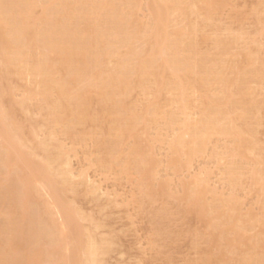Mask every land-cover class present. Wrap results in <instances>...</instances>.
<instances>
[{"label": "rangeland", "instance_id": "1", "mask_svg": "<svg viewBox=\"0 0 264 264\" xmlns=\"http://www.w3.org/2000/svg\"><path fill=\"white\" fill-rule=\"evenodd\" d=\"M32 1H34V0H30L31 4L33 6L32 11H31L32 16H30L32 18H30V20L29 19L27 20V25L29 24V26H27V29H26V30H28L30 28L31 34L28 33L29 34L28 35L27 31L25 32V34H27L28 38L24 35L22 37L24 39L23 43H21L23 39L20 38L21 39L20 40L21 45L22 44L24 45V46H22V48H24L27 45V47H25L26 50L24 49L25 51L23 49H22L23 51H21V48H20V51L23 53L25 52V56H22L24 58L26 57L27 53L29 54L30 52H33V54H32V55H34L33 58H32L31 53H30L29 55L31 56L32 59L30 60V56H28V58H25V60L27 59L26 64H25V60L23 61L24 58H22L21 60L19 59V61L17 59L18 64L15 63V65L20 66V68L18 66V68L16 69L17 74L15 73V71H13V72L11 71V70H15V68H16V67L15 68L12 67L11 64L7 65V68L11 66L10 67L11 70L10 69L7 70L8 73L6 71H3L4 72L3 73L1 68L4 67V70L6 68L4 65L2 67L1 66L2 63H0V84H1L0 87L3 86V88L0 89V92L3 95V98H2L3 100L2 99L0 100V102L2 101L1 102V108L3 107L2 110L4 112L9 111L11 109L10 110L11 112H5L8 114V115L6 114V116H7L6 123L7 124L10 123L9 125L12 126V128H13V125L15 126L13 129L11 127H9V129H11L12 132H13V130L16 129V127H19L16 130L17 131L19 130L18 135L20 138L18 137L16 132H15L16 133L15 137L16 138L18 137V139H19V140L17 139L18 144L19 143H20L19 145L22 144V146H20L22 148H20L18 146V144L16 145L18 148H15L16 146L13 147L14 151L12 150L13 151L12 155H11L12 158L10 160L11 162H9V165L11 163L10 166L12 168L11 167H9V168L3 167V169H1L2 167L0 166V194L2 196L6 195L3 198L0 197V199L2 198L0 200V226H1L0 227V236L3 235V233H1V232H4V231L6 232L9 229H11V228H9L8 224H10L12 222L14 223V220H15V222L17 220V223L20 220V222L18 223V224L21 223L20 228L23 227V222H25L24 223V225H25L26 222H28V220L30 222L32 221V223L36 221V223H33V225L35 226V224L38 223L37 221L39 219L37 218L38 220H36L35 217H33V219H31L32 217H30L29 214L32 215L33 213H35L32 211V210H34L33 209L34 207L36 209L34 211H37L38 209H41L42 206H45V207L47 206L46 208H49L50 210H48V209L45 210V207H44V210L46 212L51 211L52 215L49 213L51 215V218H49V217L47 218L46 212H42L43 210L42 211L40 210L43 213L41 220L43 221V217L45 216L44 215V213H45L46 218L44 217V220H46V221H44V223L46 222L45 224L46 225L48 224V226L50 225L51 228H53L54 225H56L57 230H56V228H55V230H53L54 228L51 230L54 233L58 232L59 234L58 233L57 234L60 236V239H59V236L58 235L56 236V233H55V236H56L55 238L59 239V240H56L57 244L55 246L49 247L47 245L46 247L41 246L42 248H37L36 250H38V251L41 250L40 252H43V253H45L47 250L49 251L50 249H52L50 251H53L54 249L56 251H54L55 254L50 255V256H45L42 254L41 255L42 257H40L37 260L38 262L35 264H40V263L41 264H53V263L54 264H57V263L58 264H64V261L67 264L71 263V261H68V259L71 258V260H72V257L77 254V249H75L76 252L73 249V248L77 247L76 242H78L79 239L82 240V238H84L87 235L86 232H88V231L90 232L89 234L93 237V239L95 237V241L97 239V241H96L97 243L99 240V243H100L99 245H101V243H102V245L107 246V249H108L107 252L105 254H102L101 257H100V255L98 256L101 259L102 264L103 263L104 264H240L239 262H241L242 260H245V259H247V261H249L248 263H250V264H257V262H256L257 260L264 261L263 260L264 259V244L262 246V243H264V222H261L262 220L264 221V184H263L264 183V181H263L264 180V167H263L264 166V0H214V1L213 0H206L207 2L203 1L204 3H200L202 0H193V1H195V5L193 2H192L193 4L191 3L192 0H190V1L189 0H181V2L179 0L177 2L182 3V5L180 4V7H178V10H180L183 6L186 7V5L189 4V6L187 5L188 6L187 10H189V8L191 10L193 7H195V9L194 8L193 9L196 13L194 11L193 12L191 11L190 13H188L189 11H187L186 9H185L186 11L184 10V11L180 12V11L176 10L177 6H176V9H172V7H170L171 6L170 5L169 7L171 8L172 12H170L171 10L168 11V12H170V14H167V16H169V17H167L165 15L167 27L165 26V28H163V26H160L161 30L158 26L160 24H158L157 26H154V23L156 25V22L152 23L153 21H156V20H153V19H156V13L152 11L154 13V15H153L151 12V9L149 7L150 6L149 2L151 3V0L150 1L149 0H147V1L146 0L145 1L144 0H134L135 4L138 2L137 5H134V3L129 2L130 0H122V1L121 0H110L109 3L110 4L113 3V5L115 6V7L112 6V7H114V9L113 8L112 9L114 10L115 16L112 15L113 13L112 14L110 13L109 8H108L109 9L108 10V9H105L103 7L105 10L104 11L103 8L99 6L100 3L98 1H97V4L95 3L96 0H93V1L91 0V2H90V0H87V2L82 0V3L80 0H79L80 3L78 1H76L74 3V0H67V1L63 0L65 2V6L62 5V3H58L59 1H57V0H48V1H50L49 3L56 5V6H52V8H50V9H52L49 11L50 14L46 13V12H48V10L45 11V9L42 5L43 3H45L44 5L47 4L46 0H43V2H42V0H36V3L38 1H40L41 5L39 4L40 2H38V4H34V2L32 3ZM55 1L57 2V4H55L56 3ZM63 1L61 0L60 2H63ZM105 1L106 0H103L102 4ZM210 1H212V2H210ZM64 2H63V4H64ZM177 2H176V4H177ZM66 3H68V4H66ZM86 4L88 7H86ZM93 4L95 5L96 8L94 7ZM184 4H186V5H184ZM207 4H209V5H207ZM36 5H38V7ZM78 5H79V7H77ZM147 5H149V6H147ZM81 6L83 9L80 8ZM93 7H94V9H93ZM135 7H137V8H135ZM91 8H92V11L90 10ZM86 9L89 11V13L87 12ZM95 9H96V11H95ZM51 11H54L55 14H54V12H51ZM60 11H61V13H60ZM69 11H70V13H68ZM80 11H82V12H80ZM128 11L129 12L131 11L133 13H129ZM63 12L66 14H64ZM79 12L82 15L81 14L79 15ZM103 12L106 13L108 15V17H106V15L103 14ZM115 12H116V14H115ZM127 12H128V14H131V17L133 19L131 17H129ZM46 14H48V16H47L48 22L52 23L51 24L52 28H50L51 27L50 23L48 24V22H46L47 18H44L46 16ZM77 14H78L79 18L81 17L80 19L78 17H76ZM84 14H85V16H84ZM54 15H56V17L58 19ZM90 15H91V17H90V21H89L86 18L88 17V19H89ZM103 15H105V16H103ZM82 16H84V18ZM92 16H94L95 18ZM121 16H122V18L124 16L125 17L127 16L130 19H132V20L129 19V21H126V24H127L126 27L128 26L127 29L130 30L129 32L131 33V36H132V39H128V42L130 41V44L128 47H127V44H125V42L120 43V41H119V43H117L118 39L122 38L120 35V33H121L120 30H122V33L127 32V31H124V28L122 29L123 24H122V21H120ZM203 17L204 18L208 17V18L204 20ZM51 18H53V19H51ZM7 19H8V25H9V23H11L12 20H9L10 18H7ZM54 19H55V21H57V23L54 22ZM96 19H97L98 23L96 22ZM167 19H170V20H167ZM38 20H39V22H42L43 20H45L46 24L45 23L43 24V28L46 25L44 29H47V31H45V33H43L44 29L41 28L42 26L40 27L41 24L38 22ZM71 20H73V21H71ZM86 20H87V22H86ZM100 20H102V21L100 22ZM123 20L125 21L126 19H123ZM64 21H66L67 23H65ZM133 21H134V23H133ZM167 21H169V23ZM61 22L64 25L67 24L66 28L60 27L63 30L67 29V31H68L70 29L69 31H75V30L79 29L80 30V31L78 30L79 34H83L85 32L88 34L89 32L90 33L92 32L91 30H93L92 33H94L97 30L96 34H98V36L103 35V37H104L107 35L106 38H104L105 41L107 40L106 42H104V45H103V42L101 40L99 41L97 38V40L100 44L102 42L101 46L99 45V47H98L99 49H96V52H94L95 49H90L89 53L92 56H94L95 53H98V54L100 53V56L101 55L103 56V58L102 57L101 58L103 59V61L105 60V62L103 64V65H105L104 70L108 73H110V71H111V73L116 72L118 74V73L122 72L121 70H125V69L121 68L120 65H122L121 63L124 62L123 61L124 59H126L125 60V62H126L128 57L132 56L131 54H129V52L130 53L134 52L133 54L136 56L138 55V56L135 58L133 55L131 57L133 60L132 62H131L130 58L128 59V61H127L128 62L127 67L128 68L125 67L126 70L127 69L129 70V66H131V65L134 66V61L137 62L138 58L139 59L141 58L140 60L138 59L139 60L138 62H141V60L143 61L146 58V56L143 57V55H146V54H144V50L146 48H147L146 50H148L150 52L149 54H151V51H152V54H154L153 51L156 50L154 59L158 60L160 58L158 61L162 62V58L165 57L162 53L164 51H166L165 50V48H166L167 51L165 52V54H167L166 55L167 59L176 61L178 58H181V59L184 58V59H182V61L185 62V60H186V62H188L190 60L192 61V58H193V61H195L196 66L197 65L199 66L200 64H202V65H200V66H203V67H200V68H202V69H200V73L202 70H204L202 72L204 75L203 74L202 75L204 76L205 80L201 79L202 80L201 83L203 82V80L206 82L204 84H201L199 82L200 80L198 81V78H201V77H200V75H198L196 73L199 71H196V70H199V68L197 67V69H196L195 64H193L192 62H191L192 65L190 64V66H189L188 65L190 63L189 62L187 65L190 68H191V66L194 65L195 68H194V66L192 68H194L196 72L195 73L193 72L192 73L193 75L191 74L190 76H188V78L191 77V79H192V77H194L193 79H195L196 84L199 83L201 85L197 84L196 85V87L198 88L197 91L195 90L196 88L195 89L193 88V92H192L191 87L194 85V83H193V81L191 82V87H189L190 84L188 83L187 86L189 87V90L191 92L187 91L188 89H185V91H187L186 95L188 97L184 93H183L184 94L183 97H184V99H186L185 97H187V99L189 98V101L187 99H186L187 101L184 99L183 100L185 102H189L190 105H188L189 103L186 104L187 108L184 109L185 104H180L179 102H181V103L182 102L185 103V102L181 101V99H179V101L177 100L179 98L178 96H179L180 92L178 91V89H177L178 93L176 92V86L174 87L175 91L172 89V87L169 89L168 86L169 87L171 86V81H169L170 83L168 84L167 80H170L172 78H179V79H181L180 81H182V80H184V77L186 78V76L182 74L185 71L183 69L179 70V72H180V73H178L179 76H177V74H176V76L175 75L171 76L170 73L164 75V74H161L163 71L165 72V70L162 71V69H163L162 63H161V66H158L157 65L158 63L156 62L157 64H155V65L158 66V67L156 66L158 68L157 73L154 74V72H153V71H155V68H156L155 67L154 70H151L150 73L152 74V72H153V74L151 75V77H149L150 80L147 78V80H146L147 82L144 81V82L140 83L139 82L140 78H138L139 76H137L135 78V77H133V75H136V74H133L131 72L132 75H130L131 77L129 78V75L127 74L129 72H125L126 73L125 75L129 78L128 82L130 83V82H132L130 80L135 79L133 82L135 84L130 83L129 85H131V84H133V85L127 86L130 94L127 91V87L125 89L124 88L120 89V91L122 90L123 93L120 92L119 88H118V91H119V92H117L118 94L116 95V93H115L114 95L116 97L115 96H113L115 98L112 97L113 100L116 99V101L121 102V103H117L120 106L116 105V103H115L117 108L115 107V105H114L115 108H113V109L110 107L109 103L111 104V102L113 101L112 99L110 102H108V104L105 103L106 104V106H105V104L102 103L99 98H96V97H98V95H96L97 90L95 91L94 88H91L89 86L90 89H93L94 93L96 92L95 94H93V92H91V94L95 95L94 97H93V95L91 96L90 89L88 92L90 94V95L88 94V96H91V98L89 99L90 102L89 101L88 102L90 104H92V106H90V104L88 103V109H90V110H88L87 112H89V111L93 112L95 117L91 116V115H93L92 112L89 113L90 114L89 117L91 116L90 118H92L93 120L88 119L87 122L85 120V121L81 122L82 124H79V122H77V126H76L74 124L76 122L73 121L74 122L73 123L69 119L71 121L70 122L67 119V117L71 118V116L67 115V117L66 116H63V117H66L68 122L61 117V119H57V121L54 124L53 119L56 120V118L53 117L52 113L54 114L55 112H52L53 109L49 110V108L54 106V104H53L54 102L52 101L53 98L57 102V100L55 98V96L57 94H56V92H54V94H52L53 93L52 90L54 91L55 89H57V88H53L54 85L58 86V85H56L57 82L60 81L59 83H61L63 80H65L62 77L66 78V76L69 74L70 71L68 70L69 68H67L68 66L66 67V64L60 65L59 66L60 68L65 65V67H63L65 69L59 71V70H57L59 68L58 67L59 62H58V65H57L58 68L56 66L55 67L57 68L56 71H59V72L52 71V72H55L54 73L55 75H53V73H52L53 76L51 77V80L56 82V83L52 84L53 82L52 81L50 82V86H53L52 87L53 89L49 90V91H51L50 94L49 93L46 94V97L48 95V97L50 98V101H52V102H50L49 99H47L48 97L46 98L47 101L45 99H43L44 96H42V94L44 91L43 92L41 91V89L43 90V87L41 85H40L41 88L39 91V87L37 84V83H39V81L37 82L33 78V81L35 80L37 82L36 83L37 85H36L32 80H30L28 78V77L31 78L30 70H28V72H30L29 76H28V73H26L27 71L24 72L27 74V76H26V74L24 75V73H22V72L25 70L24 68H26L25 65H27L28 68L29 67L31 68L35 65L34 62H37L36 60L34 61L35 54H37V56H38L39 55L38 52H40V51L42 52L44 50H45V52L47 51L45 48L43 49L44 46L42 44L43 43L42 40L43 41L46 40L43 38H44V36H46V33L47 34L49 33L48 28L52 29L51 32L52 31L55 33L59 32V34H60L61 29L58 28V26L61 24ZM85 22H86V24H85ZM91 22H93V24ZM136 23L140 26V28ZM149 23H150V25H149ZM128 24H130V27ZM35 25L37 27H35ZM48 25H49V27H48ZM89 25H91V26H89ZM117 25H118V27H117ZM9 26H13V25L10 24ZM9 26L6 27V29L9 28ZM84 26H86V27L84 28ZM148 26H150V27L153 26V27L150 28ZM38 27H40L42 29V33L44 34L43 38H41L42 39L41 41H39L40 40L39 35L41 33L37 31V29H39ZM155 27L156 28L158 27V29H155ZM97 28H99V29H97ZM35 29H36V32H35ZM71 29H74V30H71ZM94 29H96V30H94ZM137 29H139V30H137ZM148 29H149V31H148ZM179 29L180 30L182 29V31L184 33L183 35L181 34L182 36H180V39L182 37V39L180 40L181 43L179 42L178 39H175L176 37L178 38L179 33H182V31H180ZM152 30L154 32L155 31L158 33L160 32V34H159L160 36H158L159 38H163V35L166 34L167 38H168V40H167L168 43L166 41L167 45L171 44L174 47L176 46L175 48H178L177 49L178 52L175 49L173 50L174 47L171 48V45L170 46L166 45L164 50H162V53L160 55H157V53H158L157 48L155 47L154 50H152L153 49L152 47L155 46V42L152 40L158 41V43L160 44L161 40H163V39H160V40L158 38L153 39L154 35H153V32H151ZM100 31L103 32V34L100 33ZM175 31H176V33H173ZM37 32L40 34L38 35ZM107 32H108V34H107ZM109 32H111V33H109ZM187 32H189V33L187 34ZM132 33H134V34H132ZM175 34H177L178 36H176ZM34 36H35V38H34ZM37 36L39 37V39ZM110 36H111V38L113 37L112 40H111V38H109ZM122 36H123V34H122ZM138 36H140V37H138ZM142 36H144L145 39L142 40V38H143ZM149 36H150V38H149ZM169 36H171V37H169ZM30 37H32V38H30ZM188 37H190V38H188ZM5 38H3V36H0L1 53L4 56L8 55V56L12 57L13 54H11V53H10V55H9V53L6 54V51L10 49L9 48L10 45L8 46L9 49L5 48L6 51L3 52V50H5L4 49L5 42H6ZM107 38H109L110 41ZM115 38H116V40H115ZM151 38H152V40H151ZM3 39H4V41H3ZM192 39H194V40L191 41ZM34 40L36 41V43ZM149 41H150L149 45L146 44ZM175 41H176V43H175ZM39 42H40V44H39ZM113 42L115 45H113ZM123 43L126 47L123 45ZM6 44L8 45L7 42H6ZM36 44H37V46H36ZM105 44H107V45H105ZM119 44H120V47L118 48ZM173 44H175V45H173ZM226 44L229 46H227ZM32 45H34L32 48L34 50H32V49H30L31 51L27 50V48L29 49L30 47H32ZM44 45H45V41H44ZM150 45H152V46H150ZM192 45L194 48H191ZM122 46H124V48H122ZM12 47H13V45L11 44V50H12ZM189 47L191 49H193L194 52L192 51L193 52L192 57H191V55L190 56L187 55L189 58L191 57L190 60H187L188 58L185 55L187 54V52H189ZM101 48H103V49H101ZM132 49H133V52H131ZM150 49H151V51H150ZM11 50H10V52H11ZM13 50L15 52L14 47H13ZM20 51H18V55H13V56L18 57ZM92 51H93V53H92ZM148 51H146V53H148ZM172 51H174L175 55L173 54L174 56L171 57V55L173 53ZM196 51H197V53H195ZM41 52H40V55L42 53L45 54L44 52H42V53ZM105 52H106V54L108 53V55L104 57ZM175 52H177L178 54ZM23 53H20V54H23ZM169 53H171V54H169ZM190 53L191 52H189V54ZM194 53H195V55H193ZM242 53H243V55H242ZM196 54H197V56H199V55L200 56L197 57L195 60ZM121 55L122 56L124 55V56L121 57ZM0 56H1V54H0ZM37 56H36V58H37ZM41 56H38V57H41ZM51 56L53 59L56 57L54 55H50V57ZM110 56H112V57H110ZM168 56H170V57H168ZM193 56H195V57H193ZM19 57H21V56H19ZM120 57H121V59L122 58L123 59L121 60ZM74 58H72V57L69 58L71 60L72 64H73V62L78 61L77 57H76L77 60L75 59V61H74ZM28 59H29V61H28ZM51 59H50V63L53 60V59L52 60ZM134 59H136V60H134ZM129 60L131 63L129 62ZM116 61H118V63ZM198 61H201V62L199 63ZM14 62L12 61L11 63L14 64ZM20 62L22 64H20ZM28 62H29V64H28ZM55 62L57 64V61L54 60V65H55ZM138 62L136 65L139 64ZM31 64H32V66H31ZM73 67L74 66H72V68ZM118 67H120L121 69ZM222 67H224V69ZM22 68H23V71L18 70V69H22ZM70 69H71V67H70ZM113 69H115V70H113ZM73 70H74V68H73ZM167 70H166V72H168ZM219 71L223 72L222 74H224L223 75L224 78H222L221 83L219 82V84H218L217 79H216V81H214L213 77L217 76L216 74H214V72L219 73ZM1 72L3 74H6V76L9 75L7 77V78H9L8 79L9 81L7 80V82H6V80H4L6 78H4L5 76L3 77V74ZM11 72L13 74H11ZM71 72H72V69H71ZM79 72H81V73H79L78 75H81V76L77 80V84L75 83L76 87H74L75 86L74 83L72 84V87L70 90L71 93H74L77 90H80L81 86L84 87L82 84H84L86 81V80L84 81V79H85L84 76L86 74H83L82 70H79ZM89 72L90 71L88 70V73ZM18 73H21L22 78H21V76H19L20 74L18 75ZM73 73H74V71H73ZM85 73H86V71H85ZM174 73H177V71ZM14 74L17 76H15ZM60 74L62 76H60ZM90 74H91V72H90ZM213 74H214V76H213ZM153 75H154V77H153ZM90 76L93 77V75H90ZM90 76L88 75L89 78H90ZM181 76L183 77V79L181 78ZM197 76H199V77H197ZM219 76L222 77L221 73L219 74ZM1 77L3 79H1ZM32 77H33V75H32ZM155 77H156V79H155ZM18 78H20V79H18ZM23 78H25V79H23ZM191 79H188L187 81L190 82ZM207 79H209V81ZM89 80H87V81H89ZM225 80H226V82H225ZM31 81L34 83L33 84L34 86L31 84L32 83ZM94 81H95V78L93 79V83H94ZM159 81H161L162 83ZM175 81H177V80L175 79ZM187 81H185V82H187ZM29 82H31V83H29ZM154 82L155 83L157 82L158 84L157 83L155 84ZM166 82H167V84H166ZM214 82H216V83H214ZM88 83H90V82H88ZM88 83L86 82L84 85H87ZM138 83H140V85L142 87ZM192 83H193V85H192ZM223 83H224V86H221V84H223ZM92 84H90V85H92ZM95 84H96V82H95ZM136 84H138V85H136ZM153 84L155 86H153ZM158 86H160V87H158ZM89 87L87 85V88H89ZM156 87H157V89H156ZM200 87H202V88H200ZM219 87H220V89H219ZM25 88H27V89H25ZM33 88H35V89H33ZM145 88H146V90H145ZM226 88L228 90H226ZM28 89H32V90H28ZM168 89L170 91H168ZM242 89H247V92H246V90H242ZM37 90L39 93L41 92L40 93L41 97L39 96V93L37 92ZM158 90H159V92H158ZM239 90H240V92H239ZM125 91H127V92H125ZM7 92H9V93H7ZM4 93H6V94H4ZM204 93L207 94L206 96H208V98L211 97L209 100H208V98L206 99V100H208L207 103L205 101L206 96ZM221 93H223V94L221 95ZM233 94H235V95H233ZM2 95H0V96H2ZM124 95H126V96H124ZM23 96H25V97H23ZM212 96H214V97H212ZM232 97H233V99H232ZM96 99H98V101H100V103L98 101H96ZM211 99L213 102H211ZM221 99H222V101H221ZM227 100H230V101H227ZM209 101L211 103H214V105H215V103H218L215 105V106L219 105V107L217 106L218 108L216 111H214L215 109L212 108L213 104H211ZM46 103H48V105ZM123 103L125 104V106ZM208 103H210V105H212V106L210 107L208 105ZM224 103L227 105H225ZM102 104H103V106H105L107 108L102 107ZM229 104H230V106L228 107ZM240 104H241V106H240ZM181 105H183L182 111H181V108H182ZM236 105H238V106H236ZM6 106H7V108H6ZM108 106L110 108H108ZM111 106H113V105H111ZM220 106H222V107H220ZM209 107H210L211 111H210V109H208V110L206 109ZM95 108H97V110H95ZM151 108H153V109L151 110ZM214 108H216V107H214ZM134 109H135V111H134ZM204 109L206 110V112ZM224 109H225V112L226 111L228 112V110H232V111H229L230 113H227V114L225 113L226 115L229 114L231 116H228V117L224 116V114H223ZM237 109H239V110H237ZM109 110L110 111L114 110V111H111L112 112L111 113ZM219 110L221 111V114H223L222 116H220L221 114L219 115V113H220ZM101 111H102V113H101ZM209 111L212 113V114L210 113V115L213 117V119H215L214 122L220 123V126H221V127L219 126V129H218L217 125H219V124L216 123L217 125H214L215 127L210 126L209 128H211V127L213 129L216 128V129H218V132L214 131L216 129H214V130H212V128H211V130L209 129L210 132L209 131L207 132V134L209 133L208 137H207V135L205 136V139L206 138L207 139L203 141V142H205V143H203L204 144L203 146L201 144L200 150L198 149L195 151V148L197 149L200 145L199 146L197 145L198 147L185 145V148L187 146L186 149L184 148L185 151L183 149V150H181L182 152L178 151L179 153H177L176 150H179L178 149L179 148L178 142H176L178 140V138H180L184 133V135L182 136L181 139L185 140L187 137L188 139H186L185 141L188 142L190 140L189 138L192 137V135H190L191 132L193 131V133H194L196 127H198V123L200 124V122L206 117L204 114L205 113L207 114V112H209ZM107 112H109V114H112V115L110 116ZM126 112H127V114H126ZM47 113L49 114V116ZM144 114H146V115H144ZM216 114L218 115L217 118L220 117L219 119H216V117H214V115L216 116ZM210 115H208V116L211 118ZM237 115L238 116L240 115V116L238 117ZM168 116H169V118H167ZM174 116H176L177 118ZM110 117H112V118H110ZM120 117L128 120L127 124L129 126L127 129L125 128V130H128V131H125L123 128L124 135H123V133H121L122 127L120 128L119 125L116 123L118 121V119H119V121L120 120L123 121ZM128 117H129V119H128ZM152 117H154V119ZM170 117L175 118V119H172ZM209 117H206V118H209ZM222 117H223V120H221ZM226 117L228 118V120L232 119V122L230 120V123H228V121H226ZM87 118H88V116H87ZM107 118H109V119L107 120ZM206 118H205V120H207ZM10 119H11V121L9 122ZM186 119H187L188 123L190 122L193 125L197 124V126L195 125V127L192 126V124L189 126L190 123L184 125L185 127L188 126L187 129L190 128L192 131L190 129H188L186 131V128L183 126L182 123H187ZM199 119L200 120L202 119V120L198 122L197 120H199ZM213 119L211 118L209 120V122H211V120H213ZM237 119H239V120H237ZM58 120H61V121L58 122ZM113 120H114V122H113ZM149 120H151V121H149ZM182 120L185 122H183ZM172 121H173V123H172ZM178 121H180V122H178ZM181 121H182V123H181ZM63 122H65V123H63ZM111 122H113V124ZM129 122H131V124ZM196 122H198V123H196ZM226 122L228 124H230V127L231 126H234V127H231L230 132L225 131V132H223L224 133L223 134L221 132L223 130V127H224V130H227L229 128V126H228V128H226V125H228ZM13 123H15L16 125ZM89 123H92V124H89ZM170 123H172V124H170ZM213 123H212V125H213ZM111 124L113 125V127H115L114 125L117 124L116 129L115 128L112 129ZM9 125H6V126L8 127ZM107 125H108V127H107ZM73 126H76V127H73ZM20 127H21V129H20ZM119 128L121 130L120 131L121 134H119ZM133 128H134V130H133ZM232 128H235V129H232ZM113 131H116V132L114 133ZM233 131H235V132H233ZM126 132L128 134H126ZM178 133H180L179 137H177ZM228 133H230L229 136H228ZM234 133L238 134V136H236L237 138L240 137L243 140V143L241 142V144L243 146L242 147L239 146L240 149L237 147H238V144L240 143L241 139L239 138L240 140L239 139L236 140L235 136H234L236 134H234ZM133 134H135V135L132 136ZM231 134L232 135L234 134V135L232 136ZM225 135H227V136H225ZM3 136L4 135H2L0 133V152H1L2 148H4L5 146L6 147L8 146V144H6V142L4 141L5 140L4 138H6V137H3ZM112 136H113V138H112ZM189 136H191V137H189ZM1 138H2V140L4 139L3 142L1 141ZM173 138H174V140H173ZM175 138H177V140ZM117 140H119V141H117ZM113 141H115V142H113ZM237 141H239V143ZM235 142H237V143H235ZM108 144H110V145H108ZM119 144H121V145H119ZM241 144H239V145H241ZM181 148L182 147L180 146V149ZM19 149H21V151ZM192 149L195 151V153ZM130 150H132V151H130ZM138 150H140V151H138ZM174 150L176 152H174ZM16 151L18 154L15 153ZM29 151L31 152V154L33 152V154L31 155L29 153ZM49 152H50V155H49ZM186 152H188V153H186ZM232 152H233V154H232ZM46 153H47V157H48V155L50 156L49 157L50 162H52L53 160L57 162L58 160H56V159H59V162H58L59 164L54 162V161H53V164H51L49 162V164L51 165L52 168L54 166H55V168H57V169L54 168L55 171H53V169H51V171L54 172L53 176H55L57 178V180L55 177L52 178L51 177L52 175H50V174L48 176H46L44 174V172H41L42 171L41 169H39V172H41V173L38 172L37 167H40V166H38L39 163L42 164L40 161L43 162V157H46ZM132 153L133 154L135 153L134 154L135 156ZM14 154H16V155H14ZM20 154L24 157V159H23L24 162L22 161V159H20V158H23L22 156H20ZM23 154H30L28 156L29 157L32 156L33 159H31L32 157H30L29 159H31V160H29L27 162L28 156L26 157ZM55 155H56V157H55ZM136 156H137V162L134 161L135 160L134 157H136ZM142 157L145 160H143ZM14 158H16L17 161H15ZM139 158H141L140 159L141 162L139 161ZM61 159L63 160V162ZM262 160H263V162H262ZM13 161H15V162H13ZM126 161H128V162H126ZM16 162H18L20 164H18ZM64 162H67V163H64ZM135 162L136 163L139 162L138 166L136 165ZM12 163L14 165L15 164L17 165V166L15 165L16 169L13 168ZM57 164H58V166H56ZM65 164H66V166H65ZM18 165H19V167H18ZM30 167H32V169H30ZM51 167H49V168H51ZM139 167H140V170H139ZM26 168H27V170H26ZM13 169H15L16 173L14 172ZM36 169H37V173H39L38 176H40V174H44V176H45L44 178H46V180H45L46 183L50 182L51 180L52 181L49 184L43 183V182H41L43 177L40 176L41 177L40 179H38V180L36 179L35 180L36 182H33L35 185L34 187H32V186L28 187V185H33L30 183L31 180H30V176H29L31 173L33 174V172H30V171L32 170V171L36 172L35 171ZM59 169L61 171H64V173L61 172ZM19 170H20V172H17ZM262 170H263V172H262ZM140 171H141V173H140ZM28 172H29V175H27ZM55 172H56V174H55ZM18 173H20V175ZM37 173H34L35 175L34 174L33 175L37 176ZM11 174H13V175H11ZM62 174H64L65 177ZM66 174L68 176H66ZM260 174H262L261 177H260ZM22 175H25V177ZM11 176H13V177H11ZM49 176L51 179L50 181H48ZM61 176L67 182H64L63 180H61L62 179ZM20 177H22V178H20ZM26 177H29V178H26ZM31 177H32L31 179L34 178L32 175H31ZM15 178H17V181ZM25 178L29 182V183L27 182L28 183L27 186H24L26 181L24 182V181L20 180V179L25 180ZM58 178H60V182L63 181L64 183H66L65 186H68V187H66V189H65L64 184H62L63 182L59 183V184L63 185L62 187L57 183L59 189L55 188L54 185H56V187H57V184H55L56 182H54V181L59 182ZM256 179H257V181H256ZM39 180H40V182H39ZM192 183L194 184V186ZM3 184H5V185L3 186ZM198 185L200 186V188L197 187ZM11 186H12L13 191H10ZM52 186H54V187L52 188ZM23 187H25V189L26 188L28 189L27 193H23V191H22V190H24ZM30 187L32 188V190ZM47 187H50V188H47ZM195 187H197L196 190H194ZM17 188H18V190L21 189L20 191L22 192V193L18 194V197L20 198V196L24 195L23 198H21V199L17 198L20 201H18V200L15 201V199H12V198H10V200L7 199L8 196L10 195V193L17 191ZM6 189L8 190V192ZM52 189H53V191L55 190L54 193L49 192L50 190L52 191ZM57 189L59 190V193L57 192L58 191ZM60 189H61V191H60ZM190 189H192L194 191H192ZM62 190L63 191L65 190L64 191L65 193ZM191 191H192V193H191ZM6 192H7V194H6ZM193 192H194V194H193ZM17 193H19V192H17ZM28 193H31V194H28ZM51 193H53L55 195H53ZM30 195H32V199H31L30 203L27 202V205L29 203L28 207H26L27 209H29V211H28L25 209L24 205L26 206V204H25L26 201L30 200L29 199L31 197ZM187 195L189 196V199H188ZM192 195H195L194 198ZM198 195L200 196V198ZM27 196H29V198ZM52 197H53V199H52ZM190 197H191V199H190ZM42 199H44V200L42 201ZM6 200H7V202H6ZM11 200L15 201V202H13L15 204V205H13V206H15V208L12 206L13 203ZM2 202H3V204H2ZM18 202H21L19 207H17ZM43 203H45V205ZM35 204H36V206H35ZM187 205L190 209H188ZM7 206L9 207V209ZM63 206H64V208H63ZM71 207H72V210H71ZM209 207L210 208L212 207L213 209L212 208L210 209ZM20 208L23 210H21ZM18 209H20V210H18ZM64 209H65V211H64ZM14 210H17L16 212H19V211L21 212V213L20 212L16 213V215L17 214L20 215L18 217L19 219L12 217L15 215V214L11 215V212L12 213L15 212ZM62 211H64V212L62 213ZM66 211H67V213H65ZM69 211L71 212L72 217L74 216V219L79 218V219H76V221H75L76 224L80 225V228L77 225L79 232H80L79 236L77 234L73 235V233H72V235H70L67 233L68 231H69V233L72 232V230H70V229H73L72 227L75 224V223L72 224V222H74L73 221L74 219H72L71 215L67 216ZM73 212H75V213H73ZM220 212L225 216V217L223 216L222 219H221L222 216L221 217L218 216V214ZM76 214L79 216H77ZM23 215L28 217V218L27 219H26V217L24 218ZM40 216H41V214H40ZM11 217L14 220L11 219L12 222H10V220L8 222L7 219L11 218ZM65 217H66V219H64ZM217 217H219V218H217ZM257 219H258V222H257ZM22 220H23V222H22ZM41 220H39V222ZM47 220L49 221V223L47 222ZM65 220H68V221L71 220L72 221V222H70L71 225L69 224V226L66 227L69 222L65 221ZM51 222L54 223V225H52ZM214 223H215V225H214ZM234 223H236V224H234ZM76 224H75V226H76ZM218 224L220 227L222 226V229L221 228H220L221 230L219 229L220 232H223V230L225 228H227L228 231H224L223 234L225 233V235H224V238H225V236H227V234L230 233L231 236L230 235L227 236V237L231 238V239H229L230 243H227L229 240H226V238L223 240L221 237H219L220 233H219V231H217L218 229L216 230L213 228V226L217 227ZM4 225H7L9 229L6 230L5 229L6 226H4ZM38 225H41V224H38ZM233 225H234V228L236 226L235 229H237V230L234 229V231L232 233L230 231L233 230V229H231L233 227ZM242 227H244L245 229ZM2 228L4 231L2 230ZM18 230L20 231V229H18ZM9 231H10L8 234L9 236H7V237H10L11 234H14L13 236L16 235L17 236L16 238H18L20 235L18 233H21V232L17 231V232H15L17 234H15L11 230H9ZM83 231L85 234H82ZM5 234H7V233H5ZM66 234H68V235H66ZM94 234H95V236H94ZM232 234H234V235H232ZM71 236L73 237V239ZM220 236H223V235L220 234ZM234 237H236V239H234L235 243H233V241H232V239ZM71 239L73 242L69 241ZM260 239H261V242H258V241H260ZM2 240L5 241L6 238L2 239V236L0 237V245L2 244V246H3L5 244V242L3 241L1 243ZM60 240L63 243V245L67 248H65L62 245H61L62 248H60L61 242L60 243L58 242ZM102 240H104V241H102ZM67 241H69L68 242L69 244L67 243ZM103 242H105V243L103 244ZM251 242H252V244H251ZM73 245H74V247L72 248ZM251 245L254 248V251L251 249L252 248V247H250ZM254 245L258 248L256 249V247ZM3 248L5 250L2 253ZM59 248L62 252H60ZM248 250H250V251H248ZM251 250H252V253H254L252 255H251ZM5 251H6V247L5 246L1 247V250H0V252H1V254H0L1 258L0 259L1 260L3 259L2 256H4ZM58 251L62 254V255L60 254L61 255L60 257H59V254H57V253H59ZM71 253H73V254H71ZM255 253H257V254H255ZM67 255L68 256L73 255V256H69L70 257L69 258ZM77 255L79 256L78 259L81 258L80 254H77ZM255 255L259 259L258 258L256 259ZM66 256L68 258H66ZM242 256H246V258L242 257ZM248 256H250V257H248ZM54 258H56V259H54ZM65 258H66V260H65ZM239 258H241V259L238 260ZM250 258H251V260H249ZM57 259H58V262L56 261ZM253 260H255V262H253ZM14 263L15 262L12 261L9 264H14ZM244 263H242V264H244ZM5 264H7V262ZM260 264H261V262H260Z\"/></svg>", "mask_w": 264, "mask_h": 264}, {"label": "bare ground", "instance_id": "2", "mask_svg": "<svg viewBox=\"0 0 264 264\" xmlns=\"http://www.w3.org/2000/svg\"><path fill=\"white\" fill-rule=\"evenodd\" d=\"M57 1H59L58 3H62V5H64L65 6V0L63 1L64 2V4H63V2H60L61 0H57ZM67 1V0H66ZM76 1H78L79 3H80V1H81V3H82V0H74V3L76 2ZM84 1H86L87 2V0H84ZM93 1V0H92ZM97 1L100 3V7H104L105 9H108L109 11H110V13L113 15V16H115L114 15V5H113V3L112 4H110L109 2H110V0L108 1V0H106L103 4H102V2H103V0H96V4H97ZM122 1V0H121ZM145 1V0H144ZM147 1V0H146ZM150 1V0H149ZM177 1H179V0H151V3L149 2V5H147V6H149L150 7V9H151V12L153 11V12H155L156 13V19H153V20H156V21H153L152 23H154V22H156V25H155V23H154V26H157L158 24H160V25H158L159 26V28H160V26H163V28H165V26L167 25L166 24V16H167V14H170V12H172V10H171V8L170 7H172V9H176V6H177V9L176 10H178V7H180V4L182 5V3H180L181 2V0H180V2H177ZM190 1V0H189ZM203 1H206V0H202L200 3H204ZM214 1V0H213ZM34 2V4H38V2H40V1H38L37 3H36V0H34V1H32V3ZM42 2H43V0H42ZM50 1H48V0H46V5H44L45 3H43L42 5H43V7H44V9H45V11H47L48 10V12H46V13H49V11L50 10H52V9H50V8H52V6H56V5H53L52 3H49ZM56 2V1H55ZM90 2H91V0H90ZM93 2V3H94ZM107 2V3H106ZM125 2V1H124ZM127 2V1H126ZM129 2H132V3H134L135 1L134 0H130ZM176 2H177V4H176ZM194 3V5H195V1H191V3ZM207 2V1H206ZM210 2H212V1H210ZM209 2V3H210ZM85 3V2H84ZM128 3V2H127ZM138 3V2H137ZM137 3L135 4L134 3V5H137ZM192 3V4H193ZM199 3V4H200ZM214 3V2H213ZM40 5H41V2L39 3ZM55 4H57V2L55 3ZM66 4H68V3H66ZM92 4V3H91ZM179 4V5H178ZM59 5V4H58ZM57 5V6H58ZM94 5V4H93ZM92 5V6H93ZM146 5V4H145ZM171 5V6H170ZM184 5H186V4H184ZM188 6H189V4H187ZM186 5V7H182L180 10H178V11H184L185 9L187 10V8H188V6ZM191 5V4H190ZM207 5H209V4H207ZM35 6V5H34ZM37 7H38V5H36ZM97 6V5H96ZM98 6V7H99ZM112 6H114V7H112ZM117 6V5H116ZM130 6V5H129ZM140 6V5H139ZM170 6V7H169ZM61 7V6H60ZM59 7V8H60ZM77 7H79V5L77 6ZM86 7H88L87 6V4H86ZM94 7H95V5H94ZM94 7H93V9H94ZM133 7V6H132ZM191 7V6H190ZM193 7V6H192ZM32 8H33V6H32V4H31V2H30V0H0V36H3V38H5V40H6V42L8 43V45L6 44V42H5V47H4V49L5 48H7V49H9V50H7L6 51V49L5 50H3V52L4 51H6V54H8L9 53V55H10V53L11 54H13V55H18V51H20V48H21V51H23L24 49H25V47H27V45L24 47V48H22V46H24L23 44L21 45V43H23V41H24V39L22 38L24 35L28 38V36H27V34L29 33V34H31L30 32H31V30H30V28L28 29V30H26L27 29V26H29V24L27 25V20L29 19L30 20V18H32V17H30V16H32L31 15V11H32ZM36 8V7H35ZM54 8V7H53ZM69 8V7H68ZM81 9H83L82 8V6L80 7ZM96 8V7H95ZM104 8H103V10H104ZM113 8V9H112ZM128 8V7H127ZM126 8V9H127ZM135 8H137V7H135ZM148 8V7H147ZM194 9H195V7H193ZM191 9L190 10V8H189V10H187V11H189L188 13H190L191 11L193 12L194 11V9ZM63 9V8H62ZM77 9V8H76ZM80 9V10H81ZM87 10V9H86ZM91 11H92V8L90 9ZM99 10V9H98ZM112 10V11H111ZM133 10V9H132ZM131 10V11H132ZM169 10H171L170 12H168ZM175 10V11H176ZM185 10V11H186ZM44 11V12H45ZM62 11V10H61ZM61 11H60V13H61ZM77 11V10H76ZM75 11V12H76ZM95 11H96V9H95ZM105 11V10H104ZM116 11V10H115ZM120 11V10H119ZM129 12V13H133V12ZM136 11V10H135ZM51 12H54V11H51ZM59 12V11H58ZM80 12H82V11H80ZM79 12V15L81 14ZM86 12V11H85ZM87 12L89 13V11L87 10ZM99 12V11H98ZM102 12V11H101ZM128 12H127V14H128ZM152 12V14L154 15V13ZM195 12V11H194ZM34 13V12H33ZM64 13V12H63ZM68 13H70V11L68 12ZM84 13V12H83ZM87 13V14H88ZM108 13V12H107ZM118 13V12H117ZM126 13V12H125ZM124 13V14H125ZM176 13V12H175ZM178 13V12H177ZM183 13V12H182ZM196 13V12H195ZM45 14V13H44ZM50 14V13H49ZM53 14V13H52ZM54 14H55V12H54ZM64 14H66V13H64ZM76 14V13H75ZM86 14V15H87ZM98 14V13H97ZM102 14V13H101ZM103 14H105L106 15V17H108V15L106 14V13H104L103 12ZM115 14H116V12H115ZM172 14V13H171ZM82 15V14H81ZM92 15V14H91ZM91 15L89 16V19H88V17L86 18L87 20H89L90 21V17H91ZM105 15H103V16H105ZM110 15V14H109ZM129 15V17H131V14H128ZM166 15V16H165ZM182 15V14H181ZM42 16V15H41ZM47 16H48V14H46V16L44 17V18H47ZM55 17H56V15H54ZM59 16V15H58ZM69 16V15H68ZM67 16V17H68ZM76 16V15H75ZM84 16H85V14H84ZM84 16H82L83 18H84ZM102 16V15H101ZM72 17V16H71ZM76 17H78V14H77V16ZM92 17H94V16H92ZM97 17V16H96ZM110 17V16H109ZM112 17V16H111ZM129 17H123L122 18V16H121V18H120V21H122V29L124 28V31H127V32H124V33H122V30H120L121 31V33H120V35H121V37L123 38H121V39H118V42L117 43H119V41H120V43H122V42H125V44H127V47L129 46V44H130V41L128 42V39H132V36H131V33L129 32L130 30L129 29H127V27H126V21H129ZM135 17V16H134ZM155 17V16H154ZM153 17V18H154ZM167 17H169V16H167ZM185 17V16H184ZM7 18H10L9 20H12V22L11 23H9V25L11 24V25H13V26H9L8 25V19ZM41 18V17H40ZM57 18V17H56ZM62 18V17H61ZM79 18V17H78ZM81 18V17H80ZM79 18V19H80ZM95 18V17H94ZM105 18V17H104ZM132 18V17H131ZM204 18V17H203ZM208 18V17H207ZM206 17L204 18V20L205 19H207ZM43 19V18H42ZM51 19H53V18H51ZM58 19V18H57ZM69 19V18H68ZM78 19V20H79ZM100 19V18H99ZM112 19V18H111ZM110 19V20H111ZM123 19H126L125 21L123 20ZM128 19V20H127ZM133 19V18H132ZM132 19H130V20H132ZM136 19V18H135ZM32 20V19H31ZM87 20H86V22H87ZM94 20V19H93ZM167 20H170V19H167ZM202 20V19H201ZM59 21V20H58ZM71 21H73V20H71ZM83 21V20H82ZM92 21V20H91ZM102 20H100V22H101ZM105 21V20H104ZM183 21V20H182ZM207 21V20H206ZM29 22V21H28ZM32 22V21H31ZM38 22H39V20H38ZM46 22H48V18H47V21ZM46 22H45V20H43L42 22H39L41 25H40V27L41 28H43V24L45 23L46 24ZM54 22L55 23H57V21H55V19H54ZM65 23H67L66 21H64ZM86 22H85V24H86ZM96 22H97V19H96ZM109 22V21H108ZM168 23H169V21H167ZM13 23V24H12ZM30 23V22H29ZM50 22H48V24H49ZM82 23V22H81ZM80 23V24H81ZM89 23V22H88ZM92 24H93V22H91ZM98 23V22H97ZM105 23V22H104ZM133 23H134V21H133ZM132 23V24H133ZM34 24V23H33ZM37 24V23H36ZM52 23H50V25H51ZM70 24V23H69ZM83 24V23H82ZM131 24V25H132ZM137 24V23H136ZM31 25V24H30ZM58 25V24H57ZM62 25V26H61ZM67 25V24H66ZM66 25H64L62 22H61V24L58 26V28H66L67 26ZM84 25V24H83ZM88 25V24H87ZM97 25V24H96ZM129 25V27H130V24H128ZM135 25V24H134ZM138 25V24H137ZM149 25H150V23H149ZM153 25V24H152ZM9 26V28H7L6 29V27H8ZM46 26V25H45ZM45 26H44V28H45ZM89 26H91V25H89ZM88 26V27H89ZM110 26V25H109ZM115 26V25H114ZM126 28H125V27ZM139 26V25H138ZM35 27H37L36 25H35ZM40 27H38L39 29H37V31L38 32H40V33H38V35H39V37H40V40L39 41H41L42 39L41 38H43V36H44V34L43 33H45V31H47V29H44L43 31V33H42V29L40 28ZM48 27H49V25H48ZM86 26H84V28H85ZM94 27V26H93ZM117 27H118V25H117ZM120 27V28H121ZM137 27V26H136ZM148 27H150V26H148ZM151 27H153V26H151ZM150 27V28H151ZM167 27V26H166ZM177 27V26H176ZM50 28H52V25H51V27ZM50 28H48L49 30H48V32L50 33L51 32V30L52 29H50ZM60 28V29H61ZM69 28V27H68ZM81 28V27H80ZM110 28V27H109ZM139 28H140V26H139ZM83 29V28H82ZM97 29H99V28H97ZM112 29V28H111ZM118 29V28H117ZM127 29V30H126ZM136 29V28H135ZM134 29V30H135ZM155 29H158V27L156 28L155 27ZM70 30V29H69ZM68 30V31H69ZM71 30H74V29H71ZM79 30V29H78ZM78 30H75V31H67V29H65V30H63V29H61L60 31V34H59V32L57 33H55V32H51L50 34L48 33H46V36H44V38L43 39H46V40H44L45 41V45H44V41L42 40V44H43V49L45 48L47 51L45 52V50L44 51H42V52H44L45 54H43L41 51V55H40V52H38V56H41V57H38L37 56V54H35V57H34V61L36 60L37 62H34L35 63V65L33 66V67H27V65H25L27 62V59L25 60V58H28V56H30L29 54L31 53V56H32V58H33V56L34 55H32L33 54V52H30L29 54L27 53V55H26V57L24 58V57H22V56H25V52L23 53V52H19V56H21V57H14L13 55H12V57H10V56H8V55H6V56H4V55H2V53H1V49H0V54H1V56H0V63H2V67H3V65L5 66V70H4V67L3 68H1V70H2V72L3 71H6L7 72V70H9L10 69V67L12 66V67H16L15 68V70H11L12 72L13 71H15V73L17 74V72H16V69L18 68V66L19 65H15V63L16 64H18L17 62L19 61V59L21 60L22 58H24L23 59V61L25 60V67L26 68H24L25 70L23 71V68L22 69H18V70H22L23 72L22 73H24L25 71H27L26 73H28V76H29V74H30V72H31V74H30V76H31V78L30 77H28L30 80H32L33 81V78L38 82L39 81V83H37L35 80L33 81L35 84L37 83L38 84V87H39V91H40V88H41V86L43 87V90L41 89V91L43 92V94H42V96H44L43 97V99H45L46 100V98L48 97V95H47V97H46V94L47 93H51V91H49V90H51V89H53V88H57V89H55L54 91L52 90V94H54V92H56V96H55V98H56V100H57V102L55 101V99L53 98V104H54V108L53 107H51V108H49V110L51 109H53V111L52 112H55L54 114L52 113V115H53V117H55L56 118V120H54L53 119V121H54V124H55V122L57 121V119H61V117L64 119V120H66L67 121V119L69 120H71L72 122L74 121V122H76V123H74L76 126H77V122H79V124H82L81 122H83V121H85L86 120V122H87V120L88 119H92V118H90L91 116H94V114H93V112L92 111H89V112H87L88 110H90V109H88V103L90 102V98H91V96L93 95V94H95L96 92H97V94L96 95H98V97H96V98H99L100 99V101L102 102V103H107L108 104V102H110L111 101V99H112V97L113 96H115L114 94L116 93V95L118 94L117 92H119L120 91V89H125L127 86H131V85H133V84H135V83H133L134 82V80L132 79V80H130V81H132V82H130V83H133V84H131V85H129L130 83L128 82V79L131 77L130 75H132V73L133 74H136V75H133V77H137V76H139L138 78H140L139 79V82L140 83H142V82H144V81H146L147 80V78L150 80V78L149 77H151V75L153 74V72H154V74L155 73H157V70H158V66H161V63H162V67H163V69H162V71L163 70H165V72L163 71H161L162 73L161 74H168V73H170L171 74V76H173V75H175L176 76V74H177V76H179L178 75V73H180L179 72V70H184L185 72H183L182 74L183 75H185L186 76V78L184 77V80H182V81H180L181 79H179V78H172V79H170V80H167L168 81V84L170 83L169 81H171V86L169 87L168 86V88L170 89L171 87H172V89L175 91V89H174V87L176 86V92H177V89H178V91L180 92V94H179V98L177 99L178 101H179V99H181V101H184V100H186L187 99V91H189V92H193V88L197 91V87H196V85L198 84V85H201V84H204L206 81H204L205 79H204V74L202 73L204 70H202L201 71V73H200V69H202V68H200V67H203V66H200V65H202V64H200L199 66L197 65L196 66V64H195V61H193V58H192V61L190 60L191 59V57H192V53L194 52L193 51V49H191V48H194L193 47V45L191 46V48L189 47V52H191L190 54H189V52H187V54L185 55V56H190L191 55V57L189 58L188 56H187V60H190V61H188V62H186V60H185V62L184 61H182V59H184V58H178L176 61L175 60H170V59H167V54H165V52L167 51V49L165 48L166 47V45H167V43H168V38H167V35L166 34H164L163 35V38H159L158 36H160L159 34H160V32L158 33V32H154L153 30L151 31V32H153V35H154V37H153V39H156V38H158L159 40L160 39H163V40H161V43L159 44L158 43V41H155V40H152V38H151V40L152 41H154L155 42V46L154 47H152L153 49L152 50H154V48L156 47L157 48V50H158V53H157V55H160L161 53H162V50H164V48H165V50L166 51H164L162 54L166 57H163L162 58V62H160V61H158V60H156V59H154V57H155V53H156V50H154L153 51V53L154 54H152V51H151V49H150V51H151V54H149L150 52L148 51V50H146V51H148V53H146V51L144 50V54H146V55H143V57L144 56H146V58L142 61L141 60V62H138L139 60L137 59V62L139 63L138 65H136L137 64V62L136 61H134V66H129V70L127 69L126 70V68L125 67H127V61H128V59L130 58L131 59V62L133 61L132 60V56L134 55L133 53V49H132V51L131 52H133V53H130L129 51V54H131L130 56L131 57H128V59H127V61L125 62V60L126 59H124L123 61L124 62H122L121 64L122 65H120V67L121 68H123V69H125V70H121L122 72H120V73H114V72H112L111 73V71H110V73H108V72H106L105 70H104V68H105V65H103L104 64V62H105V60L103 61V56L101 55L100 56V53L98 54V53H95V55L94 56H92L90 53H89V50L90 49H95L94 50V52H96V49H99L98 47H99V45L101 46V44H102V42H103V45H104V42H106L105 40H104V38H106V36H104L103 37V35H101V36H98V34H96L97 32V30L96 29H94V30H96L94 33H92L93 32V30H91L92 32L90 33H86L85 31V33H83V34H79V31ZM102 30V29H101ZM104 30V29H103ZM106 30V29H105ZM110 30V29H109ZM137 30H139V29H137ZM160 30H161V28H160ZM180 30V29H179ZM27 31V34H25V32ZM29 31V32H28ZM34 31V30H33ZM99 31V30H98ZM107 31V30H106ZM116 31V30H115ZM114 31V32H115ZM133 31V30H132ZM148 31H149V29H148ZM159 31V30H158ZM163 31V30H162ZM168 31V30H167ZM173 31V30H172ZM180 31H182V29L180 30ZM190 31V30H189ZM35 32H36V29H35ZM136 32V31H135ZM134 32V33H135ZM170 32V31H169ZM178 32V31H177ZM82 33V32H81ZM100 33H102L103 34V32H101L100 31ZM105 33V32H104ZM109 33H111V32H109ZM116 33V32H115ZM130 33V34H129ZM134 33H132V34H134ZM171 33V32H170ZM173 33H176V31L175 32H173ZM179 33V32H178ZM189 32H187V34H188ZM192 33V32H191ZM28 34V35H29ZM33 34V33H32ZM56 34V35H55ZM58 34V35H57ZM96 34V35H95ZM107 34H108V32H107ZM113 34V33H112ZM122 34H123V36H122ZM142 34V33H141ZM162 34V33H161ZM184 34L183 33V31H182V33H179V36L177 35V34H175L176 36H178V38L176 37L175 39H178L179 40V42H180V40L182 39V37H181V39H180V36H182V35ZM114 35V34H113ZM174 35V36H175ZM98 36V37H97ZM109 36V35H108ZM129 36V37H128ZM193 36V35H192ZM33 37V36H32ZM32 37H30V38H32ZM38 37V36H37ZM39 37H38V39H39ZM46 37V38H45ZM115 37V36H114ZM119 37V36H118ZM138 37H140V36H138ZM143 37V38H142ZM141 38H142V40L143 39H145L144 38V36H142ZM169 37H171V36H169ZM14 40H13V39ZM23 39L22 40V42L20 43V40L21 39ZM34 38H35V36H34ZM97 38H98V40L100 41H102L101 42V44L98 42V40H97ZM109 38H111V36L109 37ZM109 38H107L109 41H110V39ZM113 38V37H112ZM112 38H111V40H112ZM149 38H150V36H149ZM185 38V37H184ZM188 38H190V37H188ZM2 39V38H1ZM11 39V40H10ZM26 39V38H25ZM37 39V38H36ZM88 39V40H87ZM157 39V40H158ZM115 40H116V38H115ZM134 40V39H133ZM148 40V39H147ZM150 40V39H149ZM150 40V41H151ZM194 39H192L191 41H193ZM3 41H4V39H3ZM35 41V40H34ZM150 41L149 42H147L146 44H148L149 45V43H150ZM166 41H167V43H166ZM172 41V40H171ZM197 41V40H196ZM224 41V40H223ZM1 42V41H0ZM28 42V41H27ZM31 42V41H30ZM144 42V41H143ZM35 43H36V41H35ZM110 43V42H109ZM153 43V42H152ZM151 43V44H152ZM170 43V42H169ZM175 43H176V41H175ZM181 43V42H180ZM222 43V42H221ZM11 44L13 45V47H14V49H15V52H14V50H13V47H12V50H11ZM21 46H20V45ZM26 44V43H25ZM30 44V43H29ZM28 44V45H29ZM34 44V43H33ZM39 44H40V42H39ZM108 44V43H107ZM107 44H105V45H107ZM112 44V43H111ZM154 44V43H153ZM2 45V44H1ZM10 45V46H9ZM113 45H115L114 44V42H113ZM123 45H124V43H123ZM171 45V44H170ZM170 45H167V46H170ZM173 45H175V44H173ZM227 45V44H226ZM7 46V47H6ZM8 46H9V48H8ZM33 46L34 45H32V47H30L29 49L27 48V50H30V49H32L33 48ZM36 46H37V44H36ZM41 46V45H40ZM46 46V47H45ZM125 46V45H124ZM124 46H122V48H124ZM147 46V45H146ZM150 46H152V45H150ZM227 46H229V45H227ZM120 47V44H119V46H118V48ZM126 47V46H125ZM174 46H172L171 45V48H173ZM176 47V46H175ZM173 48V50L175 49L177 52H178V48ZM178 47V46H177ZM196 47V46H195ZM2 48V47H1ZM169 48V47H168ZM228 48V47H227ZM23 49V50H22ZM41 49V48H40ZM101 49H103V48H101ZM106 49V48H105ZM111 49V48H110ZM126 49V48H125ZM138 49V48H137ZM10 50H11V52H10ZM26 50V49H25ZM24 50V51H25ZM32 50H34V49H32ZM39 50V49H38ZM139 50V49H138ZM172 50V49H171ZM222 50V49H221ZM31 51V50H30ZM113 51V50H112ZM142 51V50H141ZM193 51V52H192ZM249 51V50H248ZM247 51V52H248ZM14 52V53H13ZM27 52V51H26ZM126 52V51H125ZM127 52V53H128ZM139 52V51H138ZM173 52V53H172ZM171 53H172V55H171V57L172 56H174L175 54H174V51H172ZM177 52H175V53H177ZM222 52V51H221ZM242 52V51H241ZM20 53H23V54H20ZM36 53V52H35ZM92 53H93V51H92ZM140 53V52H139ZM171 53H169V54H171ZM195 53H197V51L195 52ZM195 53L193 54V55H195ZM4 54V53H3ZM112 54V53H111ZM125 54V53H124ZM141 54V53H140ZM139 54V55H140ZM148 54V55H147ZM168 54V55H169ZM174 54V55H173ZM178 54V53H177ZM181 54V53H180ZM220 54V53H219ZM218 54V55H219ZM50 55H54V56H56L54 59L52 58V56L50 57ZM108 55V53L106 54V52H105V55H104V57L105 56H107ZM117 55V54H116ZM128 55V54H127ZM242 55H243V53H242ZM252 55V54H251ZM4 56V57H3ZM31 56H30V60L32 59L31 58ZM36 56H37V58H36ZM49 56V57H48ZM53 56V57H54ZM78 58V61H75V59H76V57ZM118 56V55H117ZM124 56V55H123ZM122 55H121V57H123ZM138 56V55H137ZM136 55H134V57L136 58L137 57ZM180 56V55H179ZM184 56V57H185ZM200 56V55H199ZM199 56H197V54H196V57L195 56H193V57H195V60H196V58L197 57H199ZM211 56V55H210ZM70 57H72V58H74V61L75 62H73V64H72V62H71V60L69 59ZM102 57V58H101ZM110 57H112V56H110ZM121 57H120V59H121ZM140 57V56H139ZM168 57H170V56H168ZM36 58V59H35ZM39 58V59H38ZM53 60H52V59ZM57 58V59H56ZM174 58V57H173ZM247 58V57H246ZM17 59H18V61H17ZM50 59L52 60V64L50 63ZM106 59V58H105ZM123 59V58H122ZM121 59V60H122ZM251 59V58H250ZM249 59V60H250ZM54 60H56L57 61V64H56V62H55V65H54ZM77 60V59H76ZM120 60V61H121ZM134 60H136V59H134ZM154 60V61H153ZM207 60V59H206ZM217 60V59H216ZM252 60V59H251ZM14 62V64L13 63H11V62ZM28 61H29V59H28ZM58 62H59V65H58ZM117 63H118V61H116ZM129 62H130V60H129ZM130 62V63H131ZM158 64H157V63ZM160 62V63H159ZM175 62V63H174ZM190 62V63H189ZM193 64H195V66H196V69H197V67L199 68V70H196V71H199V72H196L195 71V66H194V68H192L193 66H191V68L189 67L190 66V64L192 65V63ZM199 63L201 62V61H198ZM197 62V63H198ZM205 62V61H204ZM218 62V61H217ZM129 63V64H130ZM189 63V64H188ZM212 63V62H211ZM220 63V62H219ZM218 63V64H219ZM224 63V62H223ZM10 65L11 64V66L10 67H8L7 68V65ZM13 64V65H12ZM20 64H22L21 62H20ZM28 64H29V62H28ZM62 64H66V67L67 68H69L68 70L70 71L69 72V74L66 76V78H64V77H62L63 79H65V80H63L61 83H59V82H57V84L56 85H58V86H55L54 85V87L53 86H50V82L52 81L51 80V77L53 76V75H55L54 73L55 72H59V71H61V70H64L65 68H63V67H65V65L64 66H62L61 68L59 67L60 65H62ZM155 64H157V65H155ZM160 64V65H159ZM189 66H188V65ZM15 65V66H14ZM57 65H58V67L60 68H58L57 67ZM108 65V64H107ZM118 65V64H117ZM136 65V66H135ZM31 66H32V64H31ZM58 68H56V67ZM72 66H74L73 68H74V70H73V68H72ZM119 66V65H118ZM157 66V67H156ZM70 67H71V69H72V72H71V69H70ZM120 67H118V68H120ZM131 67V68H130ZM156 67V68H155ZM13 68V69H14ZM19 68H20V66H19ZM120 68V69H121ZM128 68V67H127ZM154 68H155V71H153L152 72V74L150 73L151 72V70H154ZM161 68V67H160ZM159 68V69H160ZM218 68V67H217ZM223 69H224V67H222ZM221 68V69H222ZM229 68V67H228ZM56 69L57 70H59V71H56ZM108 69V68H107ZM168 69V70H167ZM222 69V70H223ZM232 69V68H231ZM17 70V71H18ZM28 70H30V72H28ZM67 70V71H68ZM77 70V71H76ZM79 70H82V73L83 74H88L89 76L90 75H93V77L95 78V81H94V83H93V77H91L90 76V78L88 77V75L86 76H84V81H85V83L87 82H90V83H88L87 85H88V87L90 86L91 88H94V90L96 91L95 93L93 92V89H90V87L89 88H87V85H84V84H82L84 87H82L81 86V88H80V90H77L76 92H74V93H71L70 92V90H71V87H72V84L74 83V87H76V84H77V80L80 78V76L81 75H78L79 73H81V72H79ZM88 70L91 72V74H90V72L88 73ZM109 70V69H108ZM113 70H115V69H113ZM161 70V69H160ZM166 70L168 71V72H166ZM193 70V71H192ZM52 71H55V72H52ZM73 71H74V73H73ZM85 71H86V73H85ZM119 71V70H118ZM170 71V72H169ZM177 71V73H174V72H176ZM1 72V73H2ZM11 72V74H13ZM66 72V71H65ZM125 72H129V73H127L128 75H129V78L125 75L126 73ZM132 72V73H131ZM197 73L198 75H200V77L201 78H198V81L201 83V79H204L203 80V82L201 83V84H199V83H197L196 84V81H195V79H193L194 77H192V79H191V77H189L188 78V76H190L192 73ZM207 72V71H206ZM4 73V72H3ZM2 73V74H3ZM8 73V72H7ZM26 73H24V75L26 74ZM52 73H53V75H52ZM72 73V74H71ZM114 73V74H113ZM185 73V74H184ZM218 72H214V74H216L217 76H215V77H213V80L214 81H216V79H217V83L219 84V82L221 83V81H222V78H224L223 77V75L224 74H222L223 72L222 71H219V73L217 74ZM221 73V75H222V77L221 76H219V74ZM239 73V72H238ZM20 74V75H19ZM57 74V73H56ZM64 74V73H63ZM169 74V75H170ZM196 74V75H197ZM203 74V75H202ZM206 74V73H205ZM214 74H213V76H214ZM235 74V73H234ZM15 75V74H14ZM18 75L19 76H21V73H18ZM32 75H33V77H32ZM66 75V74H65ZM159 75V74H158ZM163 75V76H164ZM193 75V74H192ZM5 76V77H4ZM9 75H7L6 76V74H3V77L4 78H6V79H4V80H6V82H7V80L9 79V78H7ZM12 76V75H11ZM15 76H17V75H15ZM26 76H27V74H26ZM60 76H62L61 74H60ZM59 76V77H60ZM181 76V78L183 79V77ZM153 77H154V75H153ZM169 77V76H168ZM197 77H199V76H197ZM203 77V78H202ZM217 77V78H216ZM21 78H22V76H21ZM61 78V77H60ZM90 80H89V79ZM166 78V77H165ZM191 79L190 80V82L189 81H187L188 79ZM211 78V77H210ZM215 78V79H214ZM1 79H3L2 77H1ZM18 79H20V78H18ZM23 79H25V78H23ZM39 79V80H38ZM54 79V78H53ZM57 79V78H56ZM155 79H156V77H155ZM158 79V78H157ZM161 79V78H160ZM175 79L178 81H175ZM179 79V80H178ZM227 79V78H226ZM55 80V79H54ZM87 80H89V81H87ZM97 80V81H96ZM99 80V81H98ZM137 80V79H136ZM197 80V79H196ZM208 81H209V79H207ZM231 80V79H230ZM9 81V80H8ZM31 81V82H32ZM56 81V80H55ZM138 81V80H137ZM155 81V80H154ZM157 81V80H156ZM180 81V82H179ZM185 81H187V82H185ZM193 81V83H194V85H193V83H192V87H191V82ZM197 81V82H198ZM31 82H29V83H31ZM31 83L32 85L34 84V83ZM53 83L52 84H55L56 82H54V81H52ZM95 82H96V84H95ZM147 82V81H146ZM149 82V81H148ZM159 82H161V81H159ZM225 82H226V80H225ZM10 83V82H9ZM76 83V84H75ZM93 83V84H92ZM98 83V84H97ZM140 83H138L139 85H140ZM155 83V82H154ZM157 83V82H156ZM155 83V84H156ZM162 83V82H161ZM188 83L190 84L189 85V87H191V91L189 90V87L187 86L188 85ZM214 83H216V82H214ZM30 84V85H31ZM36 84V85H37ZM90 84H92V85H90ZM138 84H136V85H138ZM158 84V83H157ZM166 84H167V82H166ZM210 84V83H209ZM1 85V84H0ZM10 85V84H9ZM31 85V86H32ZM41 85V86H40ZM143 85V84H142ZM151 85V84H150ZM160 85V84H159ZM162 85V84H161ZM174 85V86H173ZM29 86V85H28ZM34 86V85H33ZM141 86V85H140ZM153 86H155L154 84H153ZM163 86V85H162ZM221 86H224V83L223 84H221ZM26 87V86H25ZM53 87V88H52ZM134 87V86H133ZM139 87V86H138ZM142 87V86H141ZM158 87H160V86H158ZM186 87V88H185ZM1 88H3V86L2 87H0V89ZM118 88H119V91H118ZM136 88V87H135ZM147 88V87H146ZM146 88H145V90H146ZM200 88H202V87H200ZM246 88V87H245ZM25 89H27V88H25ZM33 89H35V88H33ZM37 89V88H36ZM89 89H90V94H91V92H93V94H91V96H88V92H89ZM156 89H157V87H156ZM159 89V88H158ZM168 89V91H170ZM185 89H188L187 91H185ZM219 89H220V87H219ZM6 90V89H5ZM28 90H32V89H28ZM76 90V89H75ZM226 90H228L227 88H226ZM242 90H246V92H247V89H242ZM26 91V90H25ZM49 91V92H48ZM127 91H128V93H129V90H128V87H127ZM127 91H125V92H127ZM167 91V92H168ZM185 91V92H184ZM209 91V90H208ZM223 91V90H222ZM31 92V91H30ZM37 92H38V90H37ZM120 92H122V90L120 91ZM158 92H159V90H158ZM226 92V91H225ZM229 92V91H228ZM231 92V91H230ZM239 92H240V90H239ZM7 93H9V92H7ZM39 93V92H38ZM41 93V92H40ZM39 93V96L41 97V94ZM123 93V92H122ZM178 93V92H177ZM187 96V97H185L186 99H184V97H183V95L184 94ZM242 93V92H241ZM4 94H6V93H4ZM28 94V93H27ZM51 94V95H52ZM89 94V95H90ZM130 94V93H129ZM159 94V93H158ZM195 94V93H194ZM205 94V93H204ZM223 93H221V95H222ZM0 95H2L1 94V92H0ZM8 95V94H7ZM123 95V94H122ZM128 95V94H127ZM181 95V96H180ZM207 94H205V96H206ZM216 95V94H215ZM214 95V96H215ZM233 95H235V94H233ZM36 96V95H35ZM95 95H93V97H94ZM124 96H126V95H124ZM129 96V95H128ZM204 96V97H205ZM211 96V95H210ZM214 96H212V97H214ZM230 96V95H229ZM23 97H25V96H23ZM89 97V98H88ZM116 97V96H115ZM115 97H113V98H115ZM181 97V98H180ZM217 97V96H216ZM219 97V96H218ZM221 97V96H220ZM241 97V96H240ZM3 98V95L2 96H0V100ZM39 98V97H38ZM127 98V97H126ZM208 98V96H206L205 97V101H206V103L208 102V100L211 98V97H209L208 98V100H206ZM47 99H49V101H50V98L48 97ZM184 99V100H183ZM224 99V98H223ZM232 99H233V97H232ZM3 100V99H2ZM113 100V99H112ZM119 100V99H118ZM123 100V99H122ZM188 101H189V98L187 99ZM186 100V101H187ZM214 100V99H213ZM47 101V100H46ZM52 101H50V102H52ZM89 101V102H88ZM94 101V100H93ZM96 101H98V99H96ZM100 101H98L99 103H100ZM115 101V102H114ZM124 101V100H123ZM122 101V102H123ZM177 101V102H178ZM221 101H222V99H221ZM227 101H230V100H227ZM2 102V101H1ZM1 102H0V133L2 134V135H4L3 137H6V138H4L3 140L6 142V144H8V146L6 147H4V148H2V150H1V152H0V166L2 167L1 169H3V167L4 168H9V167H11L10 165H11V163H10V165H9V162H11L10 160H11V158H12V152L14 151V146H16L17 144H18V141H17V139H18V137H19V133H18V131L16 130V129H18L19 127H16V129L15 130H13V132H12V130L11 129H9V127H11L12 128V126H10L9 124H7L6 123V120H7V116H6V114L7 113H5V112H11L9 109V111H3L2 109H3V107L1 108ZM176 102V103H177ZM185 102V101H184ZM210 102V101H209ZM211 102H213L212 101V99H211ZM210 102V103H211ZM219 102V101H218ZM232 102V101H231ZM115 103H116V105H118L117 103H121V102H118V101H116V99H114L112 102H111V104L109 103V105H110V107L113 109V108H117V106L115 105ZM125 103V102H124ZM123 103V104H124ZM180 104H185V107H184V109L185 108H187V105L186 104H188L189 102H185V103H181V102H179ZM200 103V102H199ZM210 103H208V105L211 107L212 105H210ZM222 103V102H221ZM228 103V102H227ZM8 104V103H7ZM14 104V103H13ZM47 105H48V103H46ZM52 104V105H53ZM90 104V103H89ZM179 104V105H180ZM205 104V103H204ZM211 104H213V106L214 107H216V108H214L213 106H212V108L213 109H215L214 111H216L217 110V108L219 107V105H217V106H215L216 104H218V103H215V105H214V103H211ZM223 104V103H222ZM225 104V103H224ZM51 105V106H52ZM111 105H113V106H111ZM114 105H115V107H114ZM122 105V104H121ZM188 105H190V103L188 104ZM225 105H227V104H225ZM234 105V104H233ZM239 105V104H238ZM238 105H236V106H238ZM8 106V105H7ZM7 106H6V108H7ZM44 106V105H43ZM90 106H92V104H90ZM101 106V105H100ZM105 106H106V104H105ZM105 106H103V104H102V107H104V108H107V107H105ZM118 106H120V105H118ZM124 106H125V104H124ZM123 106V107H124ZM128 106V105H127ZM152 106V105H151ZM199 106V105H198ZM207 106V105H206ZM230 106V104L228 105V107ZM240 106H241V104H240ZM39 107V106H38ZM47 107V106H46ZM94 107V106H93ZM92 107V108H93ZM109 106H108V108H110ZM153 107V106H152ZM180 107V106H179ZM182 107V108H181ZM181 111L183 110V105H181ZM210 107L209 108H206L207 110L208 109H210ZM220 107H222V106H220ZM227 107V108H228ZM40 108V107H39ZM120 108V107H119ZM122 108V107H121ZM150 108V107H149ZM153 108H151V110H152ZM234 109V108H233ZM6 110V109H5ZM55 110V111H54ZM95 110H97V108H95ZM106 110V109H105ZM115 110V109H114ZM114 110H111V111H114ZM180 110V109H179ZM205 110V109H204ZM228 110V109H227ZM237 110H239V109H237ZM47 111V110H46ZM108 111V110H107ZM110 111V110H109ZM110 111V112H111ZM123 111V110H122ZM134 111H135V109H134ZM200 111V110H199ZM210 111H211V109H210ZM207 112V114L205 113L204 115L206 116V117H209L208 115H210V113L211 112ZM224 112H223V114H224V116H231V115H226L227 113H230L229 111H232V110H228V112L226 111L225 112V109L223 110ZM234 111V110H233ZM243 111V110H242ZM48 112V111H47ZM92 112V114L93 115H91L90 117H89V113H91ZM97 112V111H96ZM124 112V111H123ZM128 112V111H127ZM127 112H126V114H127ZM132 112V111H131ZM184 112V111H183ZM205 112H206V110H205ZM218 112V111H217ZM219 115L221 114V111L219 110ZM235 112V111H234ZM100 113V112H99ZM101 113H102V111H101ZM108 114H109V112H107ZM112 113V112H111ZM133 113V112H132ZM149 113V112H148ZM178 113V112H177ZM209 113V114H208ZM226 113V114H225ZM48 114V113H47ZM98 114V113H97ZM96 114V115H97ZM118 114V113H117ZM147 114V113H146ZM146 114H144V115H146ZM155 114V113H154ZM185 114V113H184ZM212 114V113H211ZM218 114V113H217ZM216 114V116L214 115V117H216V119H219V118H217L218 117V115ZM223 114H221L220 116H222ZM236 114V113H235ZM234 114V115H235ZM8 115V114H7ZM55 115V116H54ZM67 115H69V116H71V118L69 117H67ZM101 115V114H100ZM107 115V114H106ZM110 116L112 115V114H109ZM123 115V114H122ZM157 115V114H156ZM170 115V114H169ZM176 115V114H175ZM233 115V116H234ZM48 116H49V114H48ZM63 116H66L67 117V119H66V117H63ZM87 116H88V118H87ZM108 116V115H107ZM115 116V115H114ZM131 116V115H130ZM134 116V115H133ZM211 116V115H210ZM238 116V115H237ZM240 116V115H239ZM238 116V117H239ZM51 117V116H50ZM95 117V116H94ZM136 117V116H135ZM174 117H176V116H174ZM201 117V116H200ZM204 117V116H203ZM205 117V118H206ZM226 117V121H228V123H230V120H231V122H232V119H229L228 120V118ZM9 118V117H8ZM12 118V117H11ZM87 118V119H86ZM106 118V117H105ZM110 118H112V117H110ZM121 118V117H120ZM153 119H154V117H152ZM167 118H169V116L167 117ZM170 118H172V117H170ZM177 118V117H176ZM179 118V117H178ZM187 118V117H186ZM205 118L201 121L200 119L199 120H197L198 122L199 121H201L200 122V124L198 123V122H196V123H198V127H196V129H195V131H194V133H193V131L190 129V128H188V129H190L191 131V134L190 135H192V137L191 136H189V137H191V138H189L190 140L188 141V142H186L185 140L186 139H188L187 137H186V139L184 140V139H181L182 138V136L184 135V133H183V135L180 137V138H178V140H177V138H175L177 141L176 142H178V145H179V150H176L177 151V153H179L178 151H181V150H183L184 148H185V145H189V146H195V147H198L199 145V147L196 149L195 148V151L196 150H200V147H201V144H202V146L204 145L203 143H205V142H203L204 140H206L205 139V136L207 135V137H208V134H207V132L209 131L210 132V130H211V128L212 127H215L214 125H217V124H219V125H217L218 126V129H219V126H220V123H215L214 121H215V119H213V117L211 116V118L213 119V120H211V122H209V120L211 119L210 117L209 118H206L207 120H205ZM225 118V117H224ZM235 118V117H234ZM13 119V118H12ZM52 119V118H51ZM97 119V118H96ZM103 119V118H102ZM109 118H107V120H108ZM116 119V118H115ZM123 121H119V119H118V121L116 122L118 125H119V127L122 129V131L120 130V128H119V134H121V133H123V135H124V130H125V128L127 129L128 128V124H127V122H128V120L127 119H123V118H121ZM128 119H129V117H128ZM131 119V118H130ZM135 119V118H134ZM139 119V118H138ZM143 119V118H142ZM172 119H175V118H172ZM69 120V121H70ZM93 120V119H92ZM106 120V119H105ZM117 120V119H116ZM136 120V119H135ZM140 120V119H139ZM177 120V119H176ZM221 120H223V117H222V119ZM237 120H239V119H237ZM243 120V119H242ZM11 121V119L9 120V122ZM13 121V120H12ZM61 120H58V122H60ZM70 121V122H71ZM104 121V120H103ZM149 121H151V120H149ZM183 121V120H182ZM182 121H181V123H182ZM218 121V120H217ZM225 121V120H224ZM57 122V123H58ZM68 122V121H67ZM89 122V121H88ZM91 122V121H90ZM113 122H114V120H113ZM113 122H111L112 124H113ZM138 122V121H137ZM176 122V121H175ZM178 122H180V121H178ZM183 122H185V121H183ZM186 122H187V119H186ZM215 124H214V123ZM220 122V121H219ZM63 123H65V122H63ZM62 123V124H63ZM105 123V122H104ZM107 123V122H106ZM130 124H131V122H129ZM172 123H173V121H172ZM172 123H170V124H172ZM190 123V122H189ZM188 122L187 123H182L183 124V126L185 125V124H189ZM194 123V122H193ZM212 123H213V125H212ZM222 123V122H221ZM227 123V122H226ZM227 123V124H228ZM234 123V122H233ZM13 124H15V123H13ZM68 124V123H67ZM70 124V123H69ZM72 124V123H71ZM89 124H92V123H89ZM95 124V123H94ZM99 124V123H98ZM111 124V128L113 129V128H115L116 129V125H114L115 127H113V125ZM135 124V123H134ZM138 124V123H137ZM147 124V123H146ZM192 123H190L189 124V126L191 125ZM6 125H9L8 127L6 126ZM16 125V124H15ZM101 125V124H100ZM109 125V124H108ZM108 125H107V127H108ZM136 125V124H135ZM139 125V124H138ZM196 126H197V124H195ZM195 125H193L192 124V126H194L195 127ZM76 126H73V127H76ZM99 126V125H98ZM106 126V125H105ZM137 126V125H136ZM210 126H212L211 128H209ZM228 126H229V128H228ZM15 126L13 125V128H14ZM69 127V126H68ZM185 127V126H184ZM188 127V126H187ZM187 127H185L186 128V131L188 130L187 129ZM221 127V126H220ZM231 127H234V126H231ZM231 127H230V124H228V125H226V128H228L227 130H224V127H223V130L221 131L222 133L223 132H230L231 131ZM12 128V129H13ZM110 128V127H109ZM123 128H124V130H123ZM182 128V127H181ZM20 129H21V127H20ZM73 129V128H72ZM71 129V130H72ZM107 129V128H106ZM114 129V130H115ZM143 129V128H142ZM210 129V130H209ZM214 129H216V128H214ZM213 128H212V130H214ZM218 129H216V130H214V131H216V132H218ZM232 129H235V128H232ZM239 129V128H238ZM65 130V129H64ZM111 130V129H110ZM133 130H134V128H133ZM120 131H121V133H120ZM125 131H128V130H125ZM17 133V135H18V137L16 138L15 137V135H16V133ZM108 132V131H107ZM114 133L116 132V131H113ZM212 132V131H211ZM233 132H235V131H233ZM189 133V132H188ZM187 133V134H188ZM237 133V132H236ZM236 133H234V134H236ZM35 134V133H34ZM117 134V133H116ZM118 134V135H119ZM126 134H128L127 132H126ZM179 134L180 133H178V135H177V137H179ZM224 134V133H223ZM233 134V135H234ZM32 135V134H31ZM114 135V134H113ZM135 134H133L132 136H134ZM230 135V133H228V136ZM232 135V134H231ZM232 135V136H233ZM241 135V134H240ZM110 136V135H109ZM188 136V135H187ZM225 136H227V135H225ZM235 136V139L237 140V139H239L240 137H236V136H238V134H236V135H234ZM33 137V136H32ZM137 137V136H136ZM135 137V138H136ZM20 138V137H19ZM112 138H113V136H112ZM115 138V137H114ZM111 139V138H110ZM241 139V140H240ZM239 140H240V143H239V141H237L239 144H241V142L243 143V140H242V138H240ZM3 140H2V138H1V141L3 142ZM19 140V139H18ZM112 140V139H111ZM173 140H174V138H173ZM185 142H184V141ZM117 141H119V140H117ZM116 141V142H117ZM121 141V140H120ZM172 141V140H171ZM113 142H115V141H113ZM237 142H235V143H237ZM172 143V142H171ZM175 143V142H174ZM20 144V143H19ZM18 144V146L20 147V146H22V144L21 145H19ZM42 144V143H41ZM112 144V143H111ZM115 144V143H114ZM173 144V143H172ZM238 144V147L237 148H239V146H243L242 144L241 145H239ZM245 144V143H244ZM252 144V143H251ZM24 145V144H23ZM40 145V144H39ZM108 145H110V144H108ZM116 145V144H115ZM119 145H121V144H119ZM198 145V146H197ZM237 145V144H236ZM114 146V145H113ZM171 146V145H170ZM173 146V145H172ZM180 146L182 147L181 149H180ZM187 146H186V148H187ZM235 146V145H234ZM24 147V146H23ZM116 147V146H115ZM175 147V146H174ZM15 148H18L17 146L15 147ZM20 148H22V147H20ZM107 148V147H106ZM185 148V149H186ZM232 148V147H231ZM246 148V147H245ZM244 148V149H245ZM109 149V148H108ZM185 149H184V151H185ZM240 149V148H239ZM247 149V148H246ZM245 149V150H246ZM13 150V151H12ZM20 151H21V149H19ZM30 150V149H29ZM48 150V149H47ZM111 150V149H110ZM109 150V151H110ZM136 150V149H135ZM172 150V149H171ZM174 150V152H176ZM193 150V149H192ZM18 151V150H17ZM17 151L15 152L16 154H18L17 153ZM31 151V150H30ZM29 151V153L31 154V152ZM44 151V150H43ZM130 151H132V150H130ZM138 151H140V150H138ZM188 151V150H187ZM194 151V150H193ZM195 151H194V153H195ZM235 151V150H234ZM247 151V150H246ZM27 152V151H26ZM173 152V151H172ZM173 152V153H174ZM182 152V151H181ZM180 152V153H181ZM189 152V151H188ZM188 152H186V153H188ZM192 152V151H191ZM231 152V151H230ZM20 153V152H19ZM25 153V152H24ZM16 154H14V155H16ZM30 154H23L24 156H28V155H30ZM32 154H33V152H32ZM31 154V155H32ZM133 154V153H132ZM131 154V155H132ZM135 154V153H134ZM133 154V155H134ZM232 154H233V152H232ZM236 154V153H235ZM240 154V153H239ZM13 155V156H14ZM45 155V154H44ZM43 155V156H44ZM49 155H50V152H49ZM48 155V157H47V153H46V157H43V162L42 161H40L42 164H40L39 162V165L38 166H40V167H37L38 168V172H39V169H41L42 171L41 172H44V174L46 175V176H48L49 174L50 175H52L51 177L52 178H54L55 176H53V171H55V169H57V168H55V166L52 168L51 167V165L49 164V162H50V156ZM58 155V154H57ZM137 155V154H136ZM142 155V154H141ZM183 155V154H182ZM19 156V155H18ZM20 156H22L21 154H20ZM19 156V157H20ZM135 156V155H134ZM143 156V155H142ZM177 156V155H176ZM23 157V156H22ZM30 157H32V156H30ZM29 156L27 157L28 158V160H27V162L29 161V160H31V159H33V157L31 158V159H29L30 158ZM55 157H56V155H55ZM59 157V156H58ZM140 157V156H139ZM135 158V160L134 161H136L137 162V156L136 157H134ZM20 159H22V161H23V159H24V157L23 158H20ZM140 159L141 158H139V161H140ZM142 159H143V157H142ZM14 160L15 161H17L16 160V158H14ZM53 160V159H52ZM56 160H58L57 162L56 161H54V162H56V163H58L59 162V159H56ZM62 160V159H61ZM116 160V159H115ZM143 160H145V159H143ZM15 161H13V162H15ZM20 161V160H19ZM18 161V162H19ZM53 161L52 162H50L51 164H53ZM102 161V160H101ZM261 161V160H260ZM18 162H16V163H18ZM24 162V161H23ZM61 162V161H60ZM62 162H63V160H62ZM126 162H128V161H126ZM125 162V163H126ZM135 162V163H136ZM141 162V161H140ZM262 162H263V160H262ZM26 163V162H25ZM64 163H67V162H64ZM130 163V162H129ZM139 163V162H138ZM138 163H136V165L138 166ZM146 163V162H145ZM144 163V164H145ZM18 164H20V163H18ZM24 164V163H23ZM59 164V163H58ZM58 164L56 165V166H58ZM127 164V163H126ZM263 164V163H262ZM12 165H13V168H15L16 169V166L12 163ZM22 165V164H21ZM20 165V166H21ZM36 165V166H37ZM50 165V166H49ZM55 165V164H54ZM64 165V164H63ZM146 165V164H145ZM15 166V167H14ZM23 166V165H22ZM53 166V165H52ZM65 166H66V164H65ZM140 166V165H139ZM18 167H19V165H18ZM49 167H51V168H49ZM141 167V166H140ZM140 167H139V170H140ZM264 167V166H263ZM12 168V167H11ZM21 168V167H20ZM24 168V167H23ZM55 168V169H54ZM143 168V167H142ZM15 169H13L14 170V172H15ZM22 169V168H21ZM20 169V170H21ZM30 169H32V167H30ZM29 169V170H30ZM51 169H53V171H51ZM146 169V168H145ZM10 170V169H9ZM20 170L19 171H17V172H20ZM26 170H27V168H26ZM28 170V171H29ZM60 170V169H59ZM12 171V170H11ZM25 171V170H24ZM36 172H34V171H30V172H33V174L34 173H37V169L35 170ZM57 171V170H56ZM61 171V170H60ZM41 172H39V173H41ZM61 172H63L64 173V171H61ZM145 172V171H144ZM262 172H263V170H262ZM16 173V172H15ZM39 173H37V176H34L32 173L29 175V172L27 173V175H29L30 176V183L31 184H33V185H28V187L29 186H32V187H34L35 185H34V183L33 182H36L35 180L37 179H40L41 177L40 176H42L43 178H42V181L41 182H43V183H46V178H44L45 176H44V174H40V176H38V174ZM66 173V172H65ZM140 173H141V171H140ZM139 173V174H140ZM143 173V172H142ZM257 173V172H256ZM2 174V173H1ZM14 174V173H13ZM13 174H11V175H13ZM19 175H20V173H18ZM55 174H56V172H55ZM58 174V173H57ZM71 174V173H70ZM263 174V173H262ZM262 174H260V177H261V175ZM31 175L34 177L33 179H31L32 177H31ZM62 175H64V174H62ZM141 175V174H140ZM22 176H24L25 177V175H22ZM59 176V175H58ZM66 176H68L67 174H66ZM11 177H13V176H11ZM10 177V178H11ZM38 177V178H37ZM60 177V176H59ZM64 177H65V175H64ZM144 177V176H143ZM5 178V177H4ZM20 178H22V177H20ZM26 178H29V177H26ZM26 178H25V180H22V179H20L21 181H26L25 182V184H24V186H27V184L29 183L27 180H26ZM56 178V177H55ZM61 180H63L64 182H67V181H65L64 180V178L61 176ZM67 178V177H66ZM255 178V177H254ZM253 178V179H254ZM14 179V178H13ZM16 179V181H17V178H15ZM24 179V178H23ZM59 180V182H57V181H54V182H56L55 184H59V183H61V182H63V181H61L60 182V178H58ZM143 179V178H142ZM6 180V179H5ZM8 180V179H7ZM51 179H50V176H49V179H48V181H50ZM56 180H57V178H56ZM52 181V180H51ZM50 181V182H51ZM256 181H257V179H256ZM264 181V180H263ZM28 182V183H27ZM39 182H40V180H39ZM38 182V183H39ZM50 182H48V183H46V184H49ZM62 183V184H64V186H65V184L66 183ZM199 182V181H198ZM13 183V182H12ZM23 183V182H22ZM37 183V184H38ZM203 183V182H202ZM262 183V182H261ZM17 184V183H16ZM42 184V183H41ZM45 184V185H46ZM53 184V183H52ZM58 184H57V187H56V185H54L55 186V188H58ZM62 184H59L61 187L63 186ZM193 184V183H192ZM264 184V183H263ZM5 184H3V186H4ZM22 185V184H21ZM20 185V186H21ZM54 186H52V188L54 187ZM193 186H194V184H193ZM263 186V185H262ZM7 187V186H6ZM5 187V188H6ZM66 187H68V186H65V189H66ZM198 188H200V186L198 185L197 186ZM197 187H195L194 188V190H196V188ZM4 188V187H3ZM15 188V187H14ZM31 188V187H30ZM29 188V189H30ZM46 188V187H45ZM47 188H50V187H47ZM54 188V189H55ZM70 188V187H69ZM11 189H12V186H11ZM10 189V191H13V189L11 190ZM23 189L24 190H22L23 191V193H27L28 192V189L26 188L25 189V187H23ZM59 189V188H58ZM57 189V190H58ZM63 189V188H62ZM7 190V189H6ZM21 189H19L18 190V188H17V191H15V192H12V193H10V195L8 196V198L7 199H9L10 200V198H12V199H15V201H20L19 199H21V198H23V196L24 195H22V196H20V198L18 197V194H20V193H22L21 191H20ZM31 190H32V188H31ZM56 190V191H57ZM190 190H192V189H190ZM194 190H192V191H194ZM60 191H61V189H60ZM63 191V190H62ZM65 191V190H64ZM63 191V192H64ZM192 191H191V193H192ZM5 192V191H4ZM7 192H8V190H7ZM7 192H6V194H7ZM17 192H19V193H17ZM49 192H55V190L53 191V189H52V191L50 190ZM58 193H59V190L57 191ZM62 192V193H63ZM53 193H51V194H53ZM61 193V192H60ZM65 193V192H64ZM196 193V192H195ZM198 193V192H197ZM28 194H31V193H28ZM27 194V195H28ZM39 194V193H38ZM50 194V195H51ZM193 194H194V192H193ZM34 195V194H33ZM53 195H55V194H53ZM61 195V194H60ZM59 195V196H60ZM6 195H4V196H2L1 194H0V197H5ZM31 197L29 198V196H27L30 200L28 201H26V206L24 205V207H25V209L26 210H28L29 211V209H27L26 207H28V205H29V203L31 202V199H32V195H30ZM52 196V195H51ZM188 196V195H187ZM193 196V198H194V196L195 195H192ZM191 196V197H192ZM199 196V195H198ZM37 197V196H36ZM63 197V196H62ZM191 197H190V199H191ZM1 198V199H2ZM17 198H19V199H17ZM51 198V197H50ZM56 198V197H55ZM199 198H200V196H199ZM198 198V199H199ZM0 199V200H1ZM35 199V198H34ZM33 199V200H34ZM52 199H53V197H52ZM188 199H189V196H188ZM4 200V199H3ZM26 200V199H25ZM32 200V201H33ZM44 199H42V201H43ZM12 201V200H11ZM15 201H12V203L13 202H15ZM41 201V202H42ZM5 202V201H4ZM6 202H7V200H6ZM10 202V201H9ZM27 202H29L28 203V205H27ZM45 202V201H44ZM54 202V201H53ZM190 202V201H189ZM11 203V202H10ZM20 203L21 202H18V204H17V207H19L20 206ZM2 204H3V202H2ZM1 204V205H2ZM9 204V203H8ZM44 205H45V203H43ZM13 205H15L14 203L12 204V206ZM22 205V204H21ZM6 206V205H5ZM11 206V207H12ZM35 206H36V204H35ZM40 206V205H39ZM192 206V205H191ZM2 207V206H1ZM8 207V206H7ZM14 208H15V206H13ZM12 207V208H13ZM38 207V206H37ZM44 207L45 206H42V208L41 209H38L37 211H34V210H36L35 209V207L33 208L34 210H32L33 212H35V213H31L32 215H30L29 214V216L30 217H32L31 219H33V217H35V219L36 220H41L42 219V215H43V213L42 212H46L45 210H50L49 208H46L45 207V210H44ZM187 207H188V205H187ZM206 207V206H205ZM11 208V209H12ZM40 208V207H39ZM63 208H64V206H63ZM210 208V207H209ZM208 208V209H209ZM212 208V207H211ZM210 208V209H211ZM7 209V208H6ZM5 209V210H6ZM8 209H9V207H8ZM21 209V208H20ZM20 209H18V210H20ZM68 209V208H67ZM70 209V208H69ZM75 209V208H74ZM188 209H190L189 207H188ZM203 209V208H202ZM213 209V208H212ZM215 209V208H214ZM219 209V208H218ZM21 210H23V209H21ZM42 212H41V211ZM71 210H72V207H71ZM70 210V211H71ZM204 210V209H203ZM15 211V212H14ZM13 212L14 213H12L11 212V215H13V214H15L14 216H12V217H15V218H18L20 215L19 214H17L16 215V213H19V212H16L17 210H14ZM64 211H65V209H64ZM64 211H62V213L64 212ZM68 211V210H67ZM67 211L65 212V213H67ZM69 211V212H70ZM74 211V210H73ZM39 212V213H38ZM68 212V215L67 216H69V215H71V212L69 213ZM7 213V212H6ZM21 213V212H20ZM51 211L50 212H46V214H47V216H46V214L44 213V215L48 218H51ZM73 213H75V212H73ZM221 213V212H220ZM218 214V216L219 217H221V219L223 218V214L221 215V214ZM5 214V213H4ZM10 214V213H9ZM40 214H41V216H40ZM49 214V215H48ZM27 215V214H26ZM37 215V216H36ZM41 217H39V216ZM74 215V214H73ZM77 215V214H76ZM7 216V215H6ZM5 216V217H6ZM17 216V217H16ZM24 216V215H23ZM44 216V217H45ZM66 216V217H67ZM77 216H79V215H77ZM8 218L7 220H8V222H9V220H10V222H12V220L11 219H13V218ZM22 217V216H21ZM26 216H24V218H25ZM44 217H43V221L40 223L39 222V220L37 221L38 223L37 224H35V226L33 225V223H36V221L35 222H33L32 223V221L30 222L29 220H28V222H26V224L24 225V223L25 222H23V220H22V222H23V227H21L20 228V224H18L19 222H20V220H19V222L17 223V220H16V222H15V220H14V223L12 222V223H10V224H8L9 225V228H11V229H9L8 228V226L7 225H4V226H6V230L7 229H9V230H11L13 233H15V232H21V233H18V234H20L19 235V237L18 238H16L17 236L15 235V236H13L14 234H11L10 235V237H7V236H9L8 234H9V230L8 231H4L3 230V228H2V230L5 232V233H7V234H5L4 232H1V233H3V235H1L2 236V239H4V238H6V240L4 241V240H2L1 241V243L4 241L5 242V244L3 245V246H5L6 247V251H5V254H4V256H2V260L0 259V264H5L6 262H7V264H9L10 262H12V261H14L15 263L14 264H35V263H37L38 261V259L40 258V257H42L41 255L43 254V255H45V256H50V255H53V254H55V252L54 251H56L55 249L53 250V251H50V250H52V249H50L49 251L47 250L45 253H43V252H40V251H38V250H36L37 248H42L41 246H49V247H53V246H55L56 244H57V241L56 240H59L60 239V236L58 235L59 233L58 232H55L56 233V236L58 235L59 236V239H57V238H55L56 236H55V233L51 230V229H53V230H55V228L57 227L56 225H54V223H52L51 222V224L52 225H54V227L53 228H51L50 227V225L48 226V224L46 225L45 223H44V221H46V220H44ZM45 217V218H46ZM66 217L64 218V219H66ZM71 217H72V215H71ZM219 217H217V218H219ZM225 217V216H224ZM28 217H26V219H27ZM38 218V219H37ZM68 218V217H67ZM2 219V218H1ZM19 219V218H18ZM25 219V220H26ZM72 219H74V216L72 217ZM71 219V220H72ZM76 219H79V218H76ZM76 219H74L73 221L74 222H72L71 220L70 221H68V220H65V221H68L69 223H68V225L66 226V227H68L69 226V224L71 225V223L70 222H72V224L73 223H75V221H76ZM82 219V218H81ZM232 219V218H231ZM259 219V218H258ZM258 219H257V222H258ZM50 220V219H49ZM262 220V219H261ZM34 221V220H33ZM78 221V220H77ZM256 221V220H255ZM260 221V220H259ZM30 222V223H29ZM47 222L49 223V221L47 220ZM79 222V221H78ZM261 222H264L263 220L261 221ZM28 223V224H27ZM32 224V225H31ZM38 224H41V225H38ZM45 224V225H44ZM67 224V223H66ZM76 224V223H75ZM75 224H74V226L72 227L73 229H70V230H72V232L71 233H69V231L67 232L68 234H70V235H72V233H73V235L74 234H77L78 236L80 235V232H79V229H78V227H77V225L78 224H76V226H75ZM220 224V223H219ZM219 224L217 225V227L216 226H213V228L214 229H218L217 231H219V229L221 228L222 229V226L220 227L219 226ZM234 224H236V223H234ZM242 224V223H241ZM37 225V226H36ZM214 225H215V223H214ZM79 226V228H80V225H78ZM1 227V226H0ZM225 228V227H224ZM229 228V227H228ZM235 228H236V226H235ZM234 225H233V227L231 228V229H233V230H231L230 232H232L233 233V231H234ZM242 228H244V227H242ZM18 229H20V231L18 230ZM220 229V230H221ZM245 229V228H244ZM56 230H57V228H56ZM59 230V229H58ZM94 230V229H93ZM235 230H237V229H235ZM66 231V230H65ZM91 231V230H90ZM224 231H228L227 230V228H225L224 230H223V232ZM239 231V230H238ZM242 231V230H241ZM63 232V231H62ZM61 232V233H62ZM223 232H220L219 231V233L220 234H222L223 236H220V234H219V237H221L223 240L226 238V240H229V239H231L230 237H227V236H229L230 235V233L229 234H227V236H225V238H224V235H225V233L223 234ZM237 232V231H236ZM58 233V234H57ZM87 233V235L84 237V238H82V240L81 239H79L78 237V242H76L77 243V247H75V248H73L74 247V245L76 244H74L73 246H72V248L75 250V249H77V254H80V256H81V258H79L78 259V255L76 254V255H69V256H73L72 257V260H71V258L70 259H68V261H71V263L73 264H102V262H101V259L98 257L99 255H100V257L102 256V254H105L106 252H107V246L106 245H102V243H101V245H99L100 243H99V240H98V243L96 242L97 241V239H96V241H95V237H94V239H93V237L89 234L90 232L88 231V232H86ZM93 233V232H92ZM235 233V232H234ZM15 234H17V233H15ZM68 234H66V235H68ZM82 234H85L84 233V231L82 232ZM69 235V236H70ZM93 235V234H92ZM232 235H234V234H232ZM241 235V234H240ZM239 235V236H240ZM0 236V237H1ZM4 236V237H3ZM6 236V237H5ZM82 236V235H81ZM94 236H95V234H94ZM231 236V235H230ZM243 236V235H242ZM72 237V236H71ZM233 237V236H232ZM76 238V239H77ZM220 238V239H221ZM239 238V237H238ZM256 238V237H255ZM72 239H73V237H72ZM72 239L71 240H69V241H71V242H73L72 241ZM85 239V240H84ZM221 239V240H222ZM234 239H236V237H234L233 239H232V241H233V243H235V241H234ZM252 239V238H251ZM250 239V240H251ZM259 239V238H258ZM262 239V238H261ZM261 239H260V241H258V242H261ZM263 240V239H262ZM69 241H67V243L69 242ZM76 241V240H75ZM102 241H104V240H102ZM59 243L61 242V240L60 241H58ZM65 242V241H64ZM257 242V243H258ZM62 243V242H61ZM60 243V246L62 245V246H64L63 245V243L61 244ZM105 242H103V244H104ZM225 243V242H224ZM227 243H230V240L227 242ZM232 243V244H233ZM256 243V242H255ZM69 244V243H68ZM251 244H252V242H251ZM263 244L264 243H262V246H263ZM67 245V244H66ZM71 245V244H70ZM224 245V244H223ZM229 245V244H228ZM2 246V244L0 245V250H1V247H3ZM62 246L60 247V248H62ZM255 246V245H254ZM58 247V246H57ZM65 247V246H64ZM250 247H252V245L250 246ZM256 247V246H255ZM60 248H59V250H60ZM65 248H67V247H65ZM258 247H256V249H257ZM253 251H254V248L252 247L251 248ZM4 248L2 249V253L4 252ZM43 250V249H42ZM63 250V249H62ZM252 250H251V255L252 254H254V253H252ZM248 251H250V250H248ZM256 251V250H255ZM54 252V253H53ZM59 252V251H58ZM60 252H62L61 250H60ZM57 253V254H59V257L62 255L61 253ZM64 252V251H63ZM75 252H76V250H75ZM65 253V252H64ZM250 253V252H249ZM0 254H1V252H0ZM56 254V255H57ZM61 254V255H60ZM71 254H73V253H71ZM246 254V253H245ZM255 254H257V253H255ZM3 255V254H2ZM65 255V254H64ZM242 255V254H241ZM66 256V258H68ZM261 256V255H260ZM53 257V256H52ZM64 257V256H63ZM62 257V258H63ZM242 257H245L246 258V256H242ZM241 257V258H242ZM248 257H250V256H248ZM255 257H256V255H255ZM0 258H1V255H0ZM66 258H65V260H66ZM241 258H239L238 260H240ZM253 258V257H252ZM258 257H256V259H257ZM263 258V257H262ZM52 259V258H51ZM54 259H56V258H54ZM244 259V258H243ZM255 259V258H254ZM255 259V260H256ZM259 259V258H258ZM41 260V259H40ZM249 260H251V258L249 259ZM255 260H253V262H255ZM262 260V259H261ZM264 260V259H263ZM2 261V262H1ZM44 261V260H43ZM42 261V262H43ZM46 261V260H45ZM49 261V260H48ZM57 262H58V259L56 260ZM243 261V262H242ZM241 262H239L240 264H242V263H244V264H250V263H248L249 261H247V259H245V260H242ZM247 261V262H246ZM62 262V261H61ZM252 262V261H251ZM252 262V263H253ZM257 262V264H260V262H261V264H263L264 263V261H260V260H257L256 261ZM259 262V263H258ZM45 263V262H44ZM56 263V262H55ZM71 263H69V264H71ZM41 264V263H40ZM54 264V263H53ZM58 264V263H57ZM64 264H67V263H65V261H64ZM104 264V263H103Z\"/></svg>", "mask_w": 264, "mask_h": 264}]
</instances>
